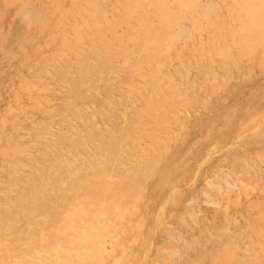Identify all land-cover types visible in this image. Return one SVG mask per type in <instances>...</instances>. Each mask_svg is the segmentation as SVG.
I'll use <instances>...</instances> for the list:
<instances>
[{
  "label": "rangeland",
  "instance_id": "1",
  "mask_svg": "<svg viewBox=\"0 0 264 264\" xmlns=\"http://www.w3.org/2000/svg\"><path fill=\"white\" fill-rule=\"evenodd\" d=\"M61 1H63V2L61 3L60 0H0V37H1L0 38V49H1L0 50L1 51L0 52V113H1L0 114V135H2V136H0V144H1L0 145V164H1L0 175L2 176V177L0 176V214H2V213L3 214L4 213L9 214L13 211L16 203L21 198H23V196L29 191L30 187H32V185H34L35 181L38 179L40 172L43 170L47 159L50 156L57 155L63 146H65L66 148L71 149V150L75 149L74 153L72 150V153L74 155L73 156L71 155L72 157L70 156L71 159L75 162H77L79 160L77 163L82 164L83 166L86 167L87 162L85 161V159L87 157H90V156L92 158L98 159L99 153H100V151H99L100 145L101 144H107L111 147V151L109 152L110 157H108V156L103 157L105 159H104V162L100 164V166H101L102 171L104 170L105 173L110 174L115 179L121 180V182L116 185V188L114 190V195L119 196V195H122L124 193L129 194L130 191L132 190V187L136 186L139 190L138 197H140L142 195L144 198L141 196L140 198L137 197L135 199V201L125 200L124 203L129 206L130 213L127 217L126 216L121 217V221H123V220L124 221H123V223H121V222L120 223H121V225L122 224H124V225L121 226L118 224L117 225L114 224L115 226L112 225L111 228H108V227L106 228V229H110V230L104 231L105 234H107L108 232L113 233V234L108 233V235H107L109 238H108V242L106 243V252H110L107 256H106V253L102 249H100V247L97 246V249L99 248L100 250L103 251L102 252L103 256H101V254H99V253H94V255L87 258V257L83 256V253H82L83 251L81 249L82 247H78V255L82 254L80 256L84 259L83 260V262L85 261L84 264H102V263H104V264H124L125 262H126L125 264H138L139 263L138 259L135 257L140 258L139 259V261L141 262L140 264H154V263L157 264L156 263L157 261L159 262V264L160 263L161 264H173V263L174 264H185V263L186 264H193V263H195V264H228L229 262H230L229 264H232V263L235 264V262H236V264L237 263L238 264H241V263L242 264H258V263L263 264L264 263V256H262V255L264 253H262V252H264V249H263L264 248V239H263L264 238V229H263L264 228V216H263L264 215V207H263L264 206V190L262 188H264V185H262V187H261V183L263 184L264 178H262L261 176L264 177V173H263L264 171H262V169L264 170V164H263L264 163V155H263L264 154V150H263L264 145H262L260 143L264 144V138H263L264 136H262V137L260 136L259 137L260 139H259L257 135H259L260 133H261V135H262V133L264 135V132H260V131H264V59H262L261 57H258L256 55H254V57L252 59L253 54H252V56L244 55V53L242 52V49H239V46H238V42H239L238 40L239 39L236 37L233 38V40L230 39V37L232 36L230 32H227V34H228L227 36L230 40L229 44H231L230 50H225L223 48H222L223 49L222 50V49H220L221 47H219L217 50H215L209 54H207L208 52L207 53H203V52L198 53L201 50V47L198 46L196 48L194 46L196 44L195 39H197V37L199 36L197 34L198 32H196L195 30L193 31L194 34H192V36H191L192 38L190 40H188V38H187L188 34L183 35L180 38V41L181 42L183 41L182 44L185 46L184 49L181 48L183 46L181 44V42L179 44L180 47L178 48L177 45L179 42H177V41L172 42L173 44H170L171 45L170 49H167V46L169 45V43L167 44V46L164 49H163V47L159 48L161 50L162 56L159 53L158 56L156 57L154 64L153 63L150 64V62L147 61L148 59L145 58V54H144V51L142 49H141V51H140V49L135 50V52H137L139 55L140 63L142 65L143 69H147L148 67L153 66V65H158L159 68H161L166 75H170V76L175 77L174 79L176 80L177 85L179 87L182 85L181 89L183 91V94H185L181 100H178V101L172 100L171 102H169L167 104V106L163 107V109L160 111L159 114L151 115L150 117L149 116H143V115H141V109L144 106H146L147 102H146V99L143 98V93H140L137 91L139 88V84H140L142 79H141V77H139L135 74H132L129 70H126L123 72H118V70H117L116 73H113L110 70L111 64L113 66L115 65L117 69L121 68V63L115 62V60H117V59H115V60L113 58L110 59L109 55H108L109 51L114 50L117 44H109V42L112 39V35H110L109 31L107 30V28H109L107 26V24L102 25L104 27V28L102 27V30H103L102 33L104 36L103 40H96L95 38L92 37V30L89 27L92 20L85 17L86 12L89 9L90 10L92 9L91 3H90L91 0L90 1L89 0H83L82 2H81V0H78V1L77 0H66L67 2L65 0H61ZM111 1L112 0H110V2ZM208 1L209 0H205V1L203 0L202 2L204 4V3H213L216 1L219 5L221 4L223 7H225L224 2H221L224 0H221V1L220 0H211L212 2H210V1L208 2ZM65 2H66V4H65ZM62 4H64V6ZM1 7L3 9H1ZM65 7H66V9H64ZM47 8H49V9H47ZM43 9H46V10H43ZM57 10H59V11L57 12ZM29 11H31V12H29ZM48 11H50V13ZM225 11H226V13L228 12L224 8V12ZM56 12L58 14H56ZM71 12H73V13H71ZM81 13H82V15H81ZM20 14H22V17ZM40 14L42 16L46 15V17H43L45 19H43ZM35 15H36V17H35ZM24 16L27 18H25ZM69 16L71 17L70 19L68 18ZM228 16H230V14H227V16L223 15L222 17L227 18ZM16 17H18V19L21 20V23H22V21H24L21 24L24 26L20 27L21 26L19 23L20 20L16 19ZM34 17H35V19H34ZM40 17H41V20H43L42 22H41V20H39ZM37 18H39V19H37ZM15 19L18 22L15 21ZM26 20L27 21L29 20V21L27 22ZM33 20H35V21H33ZM38 21L41 23H39ZM25 22H27V23H25ZM44 22L45 23L47 22V24H45ZM204 22L205 21H202V23L204 25H206ZM43 23L47 27L44 25H41ZM75 23H77V26L73 27V25ZM126 23L124 24L121 22H116L114 27L117 28L118 32H121L122 30L125 31L127 29ZM17 24H18V26H17ZM48 24L52 25V26H49ZM233 24H235V23H233ZM30 25H31V27H30ZM11 27L13 28V30L10 29ZM23 27H24V29H23ZM44 27H46V29ZM76 27H79V29H77V30H79L81 32L82 36H81L79 31H78L79 34L77 36V33H76L77 30L75 29ZM190 27L193 30L191 25H187V28H190ZM43 28H44V31H43ZM49 29H50V32H49ZM18 31H21V32L19 33ZM31 31H33V32H31ZM13 32H14V34H13ZM17 32L19 33V35H16ZM26 32L28 34H30V33L31 34L28 35ZM45 32H48V33L45 34ZM21 33L24 35V37ZM13 35H15V36H13ZM36 35L38 37H35ZM64 35L66 37L65 40L67 41V46L62 47ZM8 36H9V38H8ZM204 36H205V38L208 36L206 31L204 32ZM30 37L32 38V40ZM40 37H41V39H40ZM77 37H79L80 39L78 40ZM107 37H108V39H107ZM5 38H6V40H5ZM12 38H13V41L11 42L12 43L11 44V43H9L10 42L9 40ZM14 38H16L17 40H14ZM185 39L188 40L186 43L184 42V41H186ZM14 41H15V43H14ZM19 41H22V42H20V44H19ZM27 41H29V43ZM189 41H190V43H189ZM7 42L9 44H11V46L7 45L8 44ZM32 42H33L34 46L32 45ZM2 43H4V44H2ZM23 44L26 47L24 48V50H21L22 49L21 47L24 46ZM174 44L175 45L177 44V45L173 49L172 45L175 46ZM28 46H29V48H28ZM125 46L127 48H129L132 45L129 43H126ZM187 46H188V48H187ZM193 47L197 50L193 51L191 49ZM15 48L19 51H17ZM177 49H178V53L175 52ZM180 49L182 50V52ZM162 50H164V51H162ZM22 51H24V53ZM171 51H173V52H171ZM7 52L9 53V56H8ZM179 52H181L182 54ZM190 52L191 53L193 52V53L191 54ZM22 53H23V55L20 56V54H22ZM195 54H196V56L197 55L198 56L196 57ZM234 54H236V55H234ZM14 55H16V56H14ZM35 55H37V56H35ZM173 55H174V57H173ZM184 55H185V57H184ZM186 55H188V56H186ZM190 55H192V56L194 55L195 57H191ZM201 55H203V56L201 57ZM233 56H234V58H233ZM160 57H162L163 59ZM181 58L185 61L186 67H188V65H190L191 63L193 65L196 64L197 66L194 65V67H193V65L191 64L192 66L190 65L191 67L187 68V69H189V71L187 70L186 74H185L184 73L185 67L182 65ZM189 58H191L190 61L188 60ZM204 58H205V63H204ZM211 58H212V60H211ZM229 58H230V60H229ZM25 59L27 61H25ZM175 60H176V64H174ZM201 60L203 63L201 62ZM216 60L217 61L219 60L218 61L219 63L216 62ZM180 61H181V63H180ZM193 61H194V63H193ZM198 61L200 63H198ZM207 61H208V63H207ZM73 62H75V63H73ZM14 63H16L17 65ZM147 63H149V64H147ZM244 63H245V65H244ZM28 64H30V65H28ZM198 64H199V66H198ZM212 64H213V66H212ZM22 65H23V68L25 67L24 68L25 70L22 68ZM180 65L182 66V68ZM230 65H231V68H230ZM179 66H180V68H179ZM202 66H203L204 70L202 69ZM199 67H201V68H199ZM219 67H221V68H219ZM31 68H34V69H31ZM178 69H180V71H183V72H180ZM261 69H263V70H261ZM198 70H199V72H198ZM211 70H213V71H211ZM177 71L179 72V74ZM231 71H232V73H231ZM182 73H183V75H182ZM236 73H238V74H236ZM187 74H189V78H188ZM14 75H15V77H14ZM179 75H180V78H179ZM184 75H186V76H184ZM223 75H225V76H223ZM213 76H214V78H213ZM181 77H183V78H181ZM186 77L188 79H186ZM178 78L180 81L178 80ZM190 78H191V80H190ZM204 79H206V80H204ZM5 81H7V82L5 83ZM11 81H13V82H11ZM138 81H139V83H138ZM198 81H199V84H198ZM180 82H182V84ZM192 82L195 84H192ZM207 82H208V84H206ZM189 83L191 86H188ZM201 83H202V85H200ZM183 84H184V86H183ZM221 87H222V89H221ZM164 88L166 89L167 87H164ZM205 88L207 91H205ZM203 90L206 93H204ZM229 91H230V93H229ZM199 92H201V93H199ZM222 92H224V93H222ZM23 95H25V96H23ZM9 96L12 98H10ZM207 96L208 97L211 96V97L208 98ZM6 97H7V99H6ZM196 97H197V99H196ZM225 97H226L227 101H224V100H226ZM227 97H229V98H227ZM203 98L204 99L206 98V99L203 100ZM215 98H216V100H215ZM189 99H191V102ZM219 99H221L222 102H218V101H220ZM10 100H12L13 102ZM197 100H198V102H197ZM230 101H231V104L229 103ZM193 102H194V104H193ZM38 103H41V104H38ZM189 103H190V105H189ZM202 103H203V105H202ZM206 103H207V105H206ZM19 104H21V105H19ZM221 104L225 105V107L223 105L220 106ZM40 105L41 106L43 105V106L40 107ZM192 105H196V106H192ZM230 105L232 107L235 106V108L228 109L231 107ZM26 107H28V108H26ZM186 107H190V108H186ZM210 107H211V109H210ZM236 107H237V109H236ZM13 108H14V110H12ZM44 108H46V109H44ZM198 108H200V109H198ZM219 109L221 110V114L216 113V111H214V110H217V112H219L220 111ZM226 109L228 110L229 114L231 116H233V118H231V116L227 113ZM26 110H28V111H26ZM186 110L191 111V112H185ZM194 110L197 111L196 112L197 114H195V115H193L195 113ZM210 110H211V112H208ZM224 110H226V111H224ZM229 110H231V111H229ZM232 110H234V111H232ZM237 110H238V112H237ZM225 112H226V114H228L230 121L228 119V116L226 114L224 115ZM230 112L235 113L237 117H235V114L233 115ZM204 113H206V114L208 113L207 115L205 114V116L208 117L210 115L211 118H209V117L205 118L203 116ZM209 113H212V114H209ZM39 115L41 117H39ZM200 115H201V119L203 120L204 123L202 121H200L201 120L199 118ZM220 115H221V117H220ZM141 116H143V117H141ZM193 116L198 118V120L194 119ZM217 116H219V117H217ZM259 116H260V118H259ZM212 117L214 119H212ZM223 117H225V118H223ZM17 118H18V120H17ZM236 118H238V119H236ZM6 119H8V120H6ZM30 119H32V120H30ZM205 119H206V121H208L207 119H211V120L206 122ZM216 119H220V120H216ZM225 119H227V120L225 121ZM195 120L198 122H195ZM252 120H253V122H250ZM210 121L212 122V124H215L216 122L217 123L214 126L211 124ZM214 121H216V122H214ZM224 121L227 123H228V121H229V123L231 122L230 125H232V128L229 125V123L228 124L224 123ZM6 122H7L8 126H5V125H7ZM134 122H136V123L138 122L137 128L134 127V125H133ZM193 122H194V124H193ZM232 122H233V124H232ZM247 122L249 124H246ZM256 123L259 125L256 126L255 125ZM185 124H187V125H185ZM203 124L205 127L203 126ZM252 124H254L256 127ZM260 124H263V125H260ZM183 125H185V126H183ZM201 125H202V127H201ZM248 125H249V127L251 125V127H250L251 129L248 128ZM241 126L243 128H241ZM244 126H246V128L248 130H246V128ZM192 127L194 130H192ZM203 127H204V130L202 129ZM207 127H208V129H207ZM211 127L212 128L214 127V128L212 129ZM217 127L219 129H221V127H222L223 129L221 131H219V129ZM257 127H259V128H257ZM225 128L227 131L225 130ZM10 129H11V131H10ZM197 129L200 132H197L198 131ZM210 129L212 130V134L209 131ZM217 129H218V131H217ZM205 130H206V132H205ZM26 131H27V133H26ZM187 131H190V136H188V138H190V139H187L188 142L187 141L185 142L187 135L189 134V132H187ZM213 131H214V136H213ZM244 131H246V132H244ZM257 132H259V133H257ZM184 133H186L187 135H185ZM200 133H203L205 135V137L203 134L200 135ZM239 133H241V136H239L240 135ZM254 133H255V135L257 133V135H256L257 137L254 135ZM90 134H92V136L89 137V146L86 148L85 146H83L80 143V141L87 139V137ZM208 135H212V136H208ZM222 135H225V136H222ZM127 136H128V138H127ZM65 137H70V138L65 139ZM200 137H202L203 139L205 138L206 140L204 139L205 140L204 141ZM210 137H212L213 139ZM239 137H240V139H239ZM246 137L247 138L249 137V139H247ZM37 138H39V139H37ZM181 138L184 139L185 143L181 142L182 141V140H180ZM194 138H196V139H194ZM197 138L201 139V140H198ZM261 138H263V140ZM59 139H62V140L65 139V141H63V142L61 141L58 144V142H56V141ZM172 139H174V140H172ZM211 139L214 141H211ZM236 139H238V140H236ZM255 139H256V141H258V144L253 143V142H256V141H254ZM28 140L30 141V143ZM208 140L210 143L208 142ZM252 140H253V142H252ZM1 141L3 144L1 143ZM177 141H180V142H177ZM190 141H193V143H192L193 145H191ZM174 142H176V143H174ZM251 142L253 144H251ZM180 143L181 144L183 143V145L181 147H180V145H181ZM196 143H198V144H196ZM211 143L213 144V146L209 145ZM217 143L219 145H217ZM245 143H247V144H245ZM214 144H215L216 148H215ZM139 145H141V148L142 149L144 148V150H142L139 147ZM177 145H179L180 148ZM187 145L190 148H191V146H195V145L196 146L191 148V150H188ZM228 145H229V147L227 148ZM255 145H257L258 147H256ZM20 146H22V147H20ZM239 146L241 147V149ZM26 147H28V148H26ZM173 147H174V149H173ZM17 148H19V149H17ZM185 148H186V151H185ZM195 148L198 150H196ZM255 148H256V150H254ZM260 149L263 152H260L261 151ZM159 150L161 152V155L159 158L156 159V158H154L153 154L155 152L157 153V151H159ZM258 150H259V152L257 154ZM171 151L172 152L175 151V153H172ZM226 151L229 153H227ZM9 152H11V154ZM81 152H82V154H81ZM180 152L181 153L185 152V153H182V154H184V156L183 155L181 156ZM186 152H190V153L187 154ZM193 152H195V153H193ZM249 152L253 157H251ZM167 153H168V155L170 153L173 155L170 154L167 157ZM245 153H247V155H250V156H247ZM6 154H8V155H6ZM174 154H177V156L180 155L181 157H184V158L182 159L181 157H179L181 160L180 161L179 159H177L178 157ZM233 154H237L236 155L237 158H235L236 156H234ZM188 155L191 156L193 159L191 157L189 158ZM229 155H232L234 157L229 156ZM173 156L175 157L176 162L174 161ZM185 156L188 157L189 162L192 160V162H190V164L188 162L187 157H185ZM193 156H196V157L199 156V157L196 159ZM245 156L248 158L246 159ZM255 156H256V158L257 157L258 158L255 159ZM171 157L173 160L171 159ZM240 157L242 158V160H244V162L241 161ZM203 158H205V159L207 158V159L205 160ZM23 159H24V161H23ZM184 159H186L187 162H186V160L183 161ZM194 159H196V160H194ZM234 159L235 160L238 159V160L235 161ZM178 160L181 162V164H180V162H178ZM198 160H200V161H198ZM173 161H174V163H173ZM8 162L10 163V165H8L9 164ZM23 162L26 164L23 165ZM171 162L173 163L172 165L175 164L174 166L178 167L179 169L181 168V170H182V167H184V169L182 171H178L179 169L177 170L176 167H174L172 165L170 166ZM196 162H199V163L197 164ZM241 162H242V165H243V163L245 165L241 166ZM251 162L253 163V165L251 164ZM210 163H212V164H210ZM256 163H257V165H256ZM158 164H160L162 169H160V167H159V169L162 171H160L157 168V166H159ZM176 164H179V165H176ZM182 164L183 165L188 164V166H185V165L182 166ZM195 164H197V165H195ZM8 166H10V167H8ZM211 166H213V168ZM238 166H239V168H238ZM165 167H167V168H165ZM171 167H172V171H170ZM209 167H210V169H209ZM2 168L4 170H2ZM219 168H222V169H219ZM163 169H165V170H163ZM166 169L169 170V173L166 171ZM173 169H175L176 171L175 170L173 171ZM208 169H209V172L211 174L209 173V174H207L208 175L207 176L205 172L206 171L208 172ZM256 170H258V171H256ZM58 171H60V170H58V169L55 170L56 175H57ZM156 172H158V174L160 176ZM163 172H165V174H166L165 177H164ZM170 172L173 173V175L171 176L172 179H170V177H169ZM182 172H183V175H182ZM195 172H196V177L194 178ZM216 172H218V173H216ZM257 172H258V174H257ZM154 173L157 176H159V178L156 175L154 176ZM220 173H222V174L220 175ZM4 174H6V175L8 174V175L6 176ZM213 174H215V178H214ZM252 175H254V176H252ZM216 176H218V177H216ZM226 176H227V179H226ZM257 176L261 179L260 182H259L260 179ZM124 177H130V179L122 180ZM151 177L155 180H152ZM161 177H164V178H161ZM177 177H179V178H177ZM206 177L208 178L209 181L207 180ZM253 177H255L256 179ZM176 178H177V180H175ZM234 178H235V180H234ZM161 179H162V181L163 180L164 181L162 182ZM187 179H188L189 184H186V183H188ZM213 179H214V181H213ZM224 179H226V181ZM237 179L239 182L237 181ZM253 179H255V181H253ZM3 180H5V181H3ZM175 181H176V184H175ZM205 181L208 182V184ZM234 181H236V182H234ZM255 182H257L258 184ZM4 183H5V185H4ZM194 183H195V185H193ZM230 184H232V185H230ZM155 185H156V189H154ZM203 185H204V189L202 190ZM176 186H178L177 188H179V186H181V187L179 189L176 188L177 190L175 191V193H172V195H170L171 192H169V191H171V189L175 188ZM240 186H241V188H239ZM248 186H249V188H248ZM209 187H211V188L213 187L214 189H211ZM244 187L247 189H245ZM256 187H258V188H256ZM62 188H64V187H62ZM219 188L224 190V191L222 190L223 194H221L222 192H220L221 189L216 190ZM187 189H189V190H187ZM206 189L208 191H209V189L212 190V191L210 190V193H209L210 195L208 194L210 196L209 198H211V199L207 198V201H206V197L202 198L203 195H206L208 193V191ZM232 189H234V190H232ZM250 189H252V190H250ZM151 190H152V192H151ZM240 190H244V191L240 192ZM253 190H254V193H253ZM13 191L15 192V194ZM200 191L202 193H206V191H207V193L203 194L201 196L202 193ZM257 191H259V193ZM4 192H7V193H5L6 195L4 194ZM180 192H181V195H178ZM196 192L199 194H196ZM235 192H236V194H235ZM237 192H238V194H237ZM244 192H245V195H244ZM248 192L251 193V196H246V195H249ZM162 193H164V194H162ZM218 193H220V197H219ZM256 193L262 197L255 195ZM212 194L213 195L216 194V195L213 196ZM225 194L228 195L229 198L226 197ZM2 195H5V196H2ZM167 195H169V196H167ZM198 195L201 197H199ZM223 195H225V196H223ZM179 196H181V197H179ZM241 196H243V197H241ZM256 196L259 198H257ZM146 197H147V199H146ZM176 197L180 198V199L178 198L179 202L177 201L178 199H175ZM216 197H217V200H216ZM225 197H226V200L222 199ZM200 198L204 199L207 203L205 204V201L203 200L204 204H202L201 203L202 200ZM231 198H233V199H231ZM236 198L238 201H236ZM9 199H10V201H9ZM164 199H165V202H164ZM192 199L193 200L195 199V200L193 201ZM198 199H200L201 201ZM212 199L214 202H211ZM245 199H246V201H245ZM260 199H262V200H260ZM146 200H147V202H146ZM162 200H163V202H161ZM172 200L176 201V202L174 203V202H172ZM208 200H209V202H208ZM230 200L231 201L234 200L236 202H232V204H231V203H229ZM249 200L253 203H251ZM144 201L146 203H144ZM166 201H168V202H166ZM195 201H200L199 202L200 205H198L197 202H195ZM188 202H190V203H188ZM193 202H195V203L193 204ZM225 202H227V203L225 204ZM247 202H250L251 205L249 203L247 204ZM254 202H255V204H254ZM2 203H4V205ZM164 203H167V204H164ZM209 203H211V204H209ZM214 203L216 204V206ZM218 203H220V204H218ZM222 203H223V205L225 204V206H223ZM241 203H243V204H241ZM256 203H259V204L262 203V204L260 206H258L259 204H256ZM233 204H235V205L233 206ZM236 204H238V205H236ZM159 205H160V207H159ZM181 205H183V206H181ZM218 205H220V206H218ZM131 206H133L134 208ZM169 206H170V208H169ZM195 206H197V207H195ZM241 206H242V208H241ZM136 207H137V209H136ZM212 207H214V208H212ZM235 207H236V209H235ZM252 207H253V209H252L253 212H251V209H250ZM255 207H256V209H255ZM6 208L7 209L10 208V209L6 210ZM189 208L190 209L192 208V210H190ZM220 208H222V210ZM139 209L141 210L140 212H139ZM162 209H164V211ZM167 209H169V210H167ZM183 209H185V210H183ZM188 209L190 210V212L188 211ZM254 209H255V212H254ZM159 210H160V212H159ZM234 210H236V211H234ZM166 211H169V213ZM216 213H218V214H216ZM225 213H227V215ZM228 213H230V214H228ZM242 213H243V215H241ZM152 214H153L154 218L152 217ZM169 214H171V215H169ZM224 214L226 215V217ZM175 215H177L178 218ZM183 215L185 216V219H184ZM250 215L252 216V219H251ZM108 216L112 217L111 214H108ZM201 216H203V217L201 218ZM241 216H242L243 220H244V218L246 219V217H248V218L243 221L241 219ZM156 217H157V220H155ZM160 217H161V219H160ZM162 217H163V219H162ZM182 217H183V219H182ZM193 218H195V219H193ZM259 218H260V220H259ZM145 219H147V220H145ZM164 219H166V220H164ZM191 219H193V221ZM201 219H202V221H201ZM205 219H207V220L205 221ZM125 220H126V222H125ZM231 220H233V221L231 222ZM235 220H236V223H235ZM168 221H170V222L168 223ZM223 221L224 222L227 221L229 225L226 224L227 222L224 223ZM249 221H251V222H249ZM260 221H262V222H260ZM130 222H132L133 224ZM138 222H139V224L140 223L141 224L139 225ZM174 222H175V224H174ZM185 222H186V224H185ZM20 223L24 224V221L21 219ZM153 223H155V224H153ZM179 223H180V225H179ZM199 223L202 225H199ZM205 223H207V224H205ZM242 223L243 224L246 223V224L242 225ZM247 223L249 226L247 225ZM251 223L255 224V226H257V227H255ZM157 225H158V227H157ZM159 225H160V227H159ZM163 225H165V227ZM225 225H228L229 227L227 226L228 228H226ZM231 225H233V226L235 225V226L233 227ZM239 225H241V227ZM135 226H136V228H135ZM173 226H175L176 228ZM191 226H193V227L195 226L196 228L195 227L192 228ZM236 226L238 228L240 227L241 230L240 229L238 230V228ZM242 226H243V228H242ZM123 227H124V229H123ZM217 227H218L219 231L217 230ZM251 227H252V229H251ZM125 228H126V230H125ZM155 228H156V231H155ZM167 228H168V230L170 228H172V229H170L171 232H170V230L168 231ZM220 228L222 229V231ZM225 228L228 231L225 230ZM111 229H114V230L112 231ZM119 229H121L122 232H120L121 230L119 231ZM141 229L143 231H141ZM164 229L167 231H162ZM192 229H193V231H192ZM257 230L258 231L261 230V231L257 232ZM183 231H186V232H183ZM187 231H189V232L187 233ZM197 231H199V232L197 233ZM253 231H255V233L258 234L260 236V238L258 237V235L254 234ZM180 232H183L184 235H182L183 233H180ZM194 232L197 235L194 234ZM215 232H217V233H215ZM244 232L246 233V235ZM4 233H3V230L0 231V239H2L3 241L13 240V242H14V243L6 246L7 250H9V251L16 250V252H19L21 249H23V247H21L19 243H15V240L18 241L20 239L19 241H24V239L27 238L26 233H24V228L22 226H19V230L13 233V235H15V236H13V238L8 237L7 235L4 236ZM11 233H12V231H11ZM138 233H139L140 237H139ZM162 233L164 236L162 235ZM222 233H226V234H222ZM262 233H263V235H262ZM174 234H175L174 237L170 236V235H174ZM206 234H207V236H206ZM220 234H222V235H220ZM228 234H229V236H226ZM157 235L160 237L161 240L159 239V237H157ZM191 235H193V236H191ZM218 235H219V237H218ZM130 236H132V237H130ZM152 236H153V238H152ZM147 237H149V239H147ZM162 237H164V238H162ZM224 237H226V238H224ZM249 237H250V239H248ZM116 238L119 240L116 241L117 240ZM143 238H145V239H143ZM199 238H200V240H199ZM253 238L255 240H253ZM131 239H132V241H131ZM186 239H187V241H186ZM224 239L226 242L224 241ZM138 240H140V241H138ZM149 240H151V241H149ZM153 240H155V241H153ZM184 241H186L187 244ZM193 241H195V242H193ZM203 241L207 245H205L203 243ZM218 241H219V243H217ZM126 242H127V244H126ZM137 242H138V244H137ZM232 242H235V243H232ZM112 243H113V245H112ZM133 243H135V244H133ZM239 243H241V244H239ZM114 244H116V245H114ZM132 244H133V246H132ZM157 244L159 246H157ZM202 244H204L205 246L203 245V247H202ZM219 244H221V245H219ZM233 244H235L236 246H234ZM243 244H247L248 248H247V246L245 247ZM117 245H118V248H117ZM168 245H170V246L168 247ZM215 245H216V247H215ZM111 246H115V248L113 247V249H112ZM122 246L124 248L120 250V247H122ZM156 246H157V248H156ZM181 246H183V247H181ZM131 248L133 251L130 250ZM145 248L147 249L146 251H145ZM150 248L151 249L154 248V249L151 250ZM163 248L166 251L163 250ZM193 248H195V249H193ZM203 248H204V250H203ZM245 248L247 249V252H246ZM257 248H259V250ZM17 249H19V250H17ZM201 249H202V251H201ZM128 250L131 252H129ZM173 250H174V252H173ZM218 250H220V251H218ZM80 251H81V253H80ZM122 251H124V252L122 253ZM149 251L151 253H148ZM153 251L156 253H154ZM177 251L180 252V255ZM112 252H113V255H112ZM135 252H137V253H135ZM159 252H160V254H158ZM202 252L204 255L202 254ZM243 252H244V254H243ZM248 252L251 254H249ZM254 252H255V254H254ZM133 253L136 256H134ZM196 253L198 256H196ZM207 253H209L210 255ZM258 253H259V256L257 255ZM116 254H117V256H116ZM125 254H127V255H125ZM163 254H164V257H166V259L164 257H162ZM168 254H170V255H168ZM199 254H200V257H202L201 259L199 257ZM201 254L203 256H201ZM206 254L209 255V258ZM104 255H105V258H107L106 260H101L103 258H101V259L98 258V257H104ZM142 255L144 257H142ZM155 255L156 256L160 255L161 259L159 258V256H157V259L159 258L157 260ZM165 255H167V256H165ZM172 255H174L175 258H174V256L172 257ZM148 256L151 257L152 261H150V258ZM152 256L155 258H153ZM184 256H187V258ZM92 257H94V258L92 259ZM146 257H148V258H146ZM238 257H239V261H238ZM171 258L174 260L172 261ZM189 258H191V259H189ZM192 258L194 259V261L192 260ZM245 258H246V260H245ZM251 258H252V260H250ZM111 259L113 261H115L116 263L111 262ZM116 259H118V261ZM162 259H163V261H161ZM186 259H188V260H186ZM224 259L226 262L228 261V263H226L224 261ZM233 261H235V262H233ZM243 261L246 263H244Z\"/></svg>",
  "mask_w": 264,
  "mask_h": 264
},
{
  "label": "bare ground",
  "instance_id": "2",
  "mask_svg": "<svg viewBox=\"0 0 264 264\" xmlns=\"http://www.w3.org/2000/svg\"><path fill=\"white\" fill-rule=\"evenodd\" d=\"M66 1V0H65ZM78 1V0H77ZM83 0H81V2H82ZM90 1V0H89ZM203 0H112L111 2H110V0H91V6H92V9L90 10H88L87 12H86V16L85 17H87L88 19H91L92 20V22L90 23V25H89V27H90V29L92 30V37L93 38H95L96 40H103V38H104V36H103V30H102V25L103 24H107V26L109 27V28H107V30L109 31V33H110V35H112V39H111V41L109 42V44H117L116 45V47H115V49L114 50H110L109 51V53H108V55H109V58L110 59H117V60H115V62H120L121 63V68H116V66L114 65H110V70L113 72V73H116L117 72V70H118V72H123V71H126V70H129L132 74H135V75H137V76H139V77H141V82H140V84H139V88H138V92H140V93H143V98H145L146 99V106H144L142 109H141V115H143V116H151V115H157V114H159L160 113V111L163 109V107H165V106H167V104L169 103V102H171L172 100H181L183 97H184V95L185 94H183V91H182V89H181V86L179 87L178 85H177V83H176V80L174 79L175 77L174 76H170V75H166L164 72H163V70L161 69V68H159V66L158 65H153V66H150V67H148L147 69H143L142 68V65H141V63H140V58H139V55H138V53L137 52H135V50H139L140 49V51H141V49L144 51V54H145V58H147L148 60L147 61H149L150 62V64L151 63H155V60H156V57L158 56V54L160 53V55H161V50L159 49V48H161V47H163V49L167 46V44L169 43V45L167 46V49H170V44H173L172 42H179L178 43V48L180 47L179 46V44H180V38L183 36V35H187L188 34V40H190L192 37V34H194L193 33V31L195 30L196 32H198L197 34L199 35L198 37H197V39H195V47L197 48L198 46H200L201 47V50L198 52V53H207V54H209V53H211V52H213V51H215V50H217L219 47H221L220 49H225V50H230V48H231V44H229L230 43V40H229V38H228V34H227V32H230L231 33V37H230V39H232L233 40V38H238L239 40V42H238V46H239V49H242V52L244 53V55H246V56H252V54H253V56H252V59H253V57H254V55H256V56H258V57H261L262 59H264V0H224V1H221V2H224V6L225 7H223L221 4L219 5L216 1V3L215 2H213V3H204L203 4V2H202ZM205 1V0H204ZM210 2H212L211 0H209ZM208 1V2H209ZM58 2V1H57ZM60 2L62 3L63 1H61L60 0ZM59 2V3H60ZM67 2V1H66ZM66 2H65V4H66ZM25 3V2H24ZM53 3V2H52ZM51 4V3H50ZM49 4V5H50ZM56 4V3H55ZM54 5V4H53ZM63 6H64V4H62ZM25 6V5H24ZM55 6V5H54ZM61 6V5H60ZM50 7V6H49ZM62 7V6H61ZM23 8V7H22ZM46 8V7H45ZM53 8V7H52ZM84 8V7H83ZM224 8L228 11L227 13H226V11L224 12ZM1 9H3L2 7H1ZM20 9V8H19ZM29 9V8H28ZM27 9V10H28ZM47 9H49V8H47ZM64 9H66V7L64 8ZM86 9V8H85ZM88 9V8H87ZM22 10V9H21ZM43 10H46V9H43ZM82 10V9H81ZM4 11V10H3ZM36 11V10H35ZM52 11V10H51ZM59 10H57V12H58ZM62 11V10H61ZM70 11V10H69ZM72 11V10H71ZM79 11V10H78ZM24 12V11H23ZM22 12V13H23ZM27 12V11H26ZM29 12H31V11H29ZM49 13H50V11H48ZM56 12V14H58ZM224 12V13H223ZM4 13V12H3ZM40 13V12H39ZM61 13V12H60ZM71 13H73V12H71ZM226 13V14H225ZM31 14V13H30ZM43 14V13H42ZM45 14V13H44ZM47 14V13H46ZM227 14H230V16H228L227 18L226 17H222L223 15L224 16H227ZM18 15V14H17ZM16 15V16H17ZM21 15V17H22V14H20ZM27 15V14H26ZM34 15V14H33ZM32 15V16H33ZM41 15V14H40ZM39 15V16H40ZM61 15V14H60ZM81 15H82V13H81ZM42 16V15H41ZM57 16V15H56ZM55 16V17H56ZM25 17V16H24ZM29 17V16H28ZM31 17V16H30ZM35 17H36V15H35ZM35 17H34V19H35ZM43 17H46V15L45 16H42V18ZM54 17V16H53ZM25 18H27V17H25ZM69 19L71 18L70 16L68 17ZM16 19H18V17H16ZM15 19V21H17ZM29 19V18H28ZM31 19V18H30ZM37 19H39V18H37ZM43 19H45V18H43ZM73 19V18H72ZM80 19V18H79ZM85 19V18H84ZM18 20H20V19H18ZM39 20H41V17H40V19ZM60 20V19H59ZM27 21V20H26ZM29 21V20H28ZM27 21V22H28ZM33 21H35V20H33ZM43 20H41V22H42ZM53 21V20H52ZM202 21H205L204 23L206 24V25H204L203 23H202ZM18 22V21H17ZM24 21H22V23H23ZM27 22H25V23H27ZM39 22V21H38ZM37 22V23H38ZM41 22H39V23H41ZM116 22H121V23H126V26H127V29L125 30V31H121V32H118L117 31V28L116 27H114V25H115V23ZM16 23V22H15ZM19 23H20V25L22 24L21 23V20L19 21ZM34 23V22H33ZM32 23V24H33ZM38 23V24H39ZM45 23V22H44ZM44 23L43 24H41V25H44ZM51 23V22H50ZM81 23V22H80ZM233 23H235V24H233ZM35 24V23H34ZM45 24H47V22L45 23ZM49 25V24H48ZM88 25V24H87ZM187 25H191L192 26V28H193V30L191 29V27L190 28H187ZM204 25V26H203ZM17 26H18V24H17ZM22 26H24V25H21L20 27H22ZM44 26H46V25H44ZM49 26H52V25H49ZM75 26H77V23H75L74 25H73V27H75ZM19 27V28H20ZM30 27H31V25H30ZM36 27V26H35ZM47 27V26H46ZM46 27H44L45 29H46ZM61 27V26H60ZM38 28V27H37ZM44 28H43V31H44ZM62 28V27H61ZM104 28V27H103ZM10 29H12L13 30V28L11 27ZM18 29V28H17ZM22 29V28H21ZM23 29H24V27H23ZM33 29V28H32ZM76 30L77 29H79V27H76L75 28ZM191 29V30H190ZM4 30V29H3ZM15 30V29H14ZM40 30V29H39ZM82 30V29H81ZM22 31V30H21ZM21 31H18L19 33L21 32ZM25 31V30H24ZM48 31V30H47ZM79 30H77L76 31V33H77V36H78V34H79V32H78ZM207 32V39L205 38V36H204V32ZM5 32V31H4ZM17 32V34L16 35H19V33ZM31 32H33V31H31ZM49 32H50V29H49ZM27 33V32H26ZM39 33V32H38ZM37 33V34H38ZM46 33H48V32H45V34ZM233 33V34H232ZM2 34V33H1ZM12 34V33H11ZM13 34H14V32H13ZM22 34V33H21ZM28 34V33H27ZM31 34V33H30ZM30 34H28V35H30ZM40 34V33H39ZM80 34H81V32H80ZM206 34V33H205ZM23 35V34H22ZM35 35V34H34ZM11 36V35H10ZM13 36H15V35H13ZM40 36V35H39ZM49 36V35H48ZM81 36H82V34H81ZM90 36V35H89ZM197 36V35H196ZM6 37V36H5ZM23 37H24V35H23ZM35 37H38L37 35L35 36ZM34 37V38H35ZM1 38V37H0ZM7 38V37H6ZM6 38H5V40H6ZM8 38H9V36H8ZM19 38V37H18ZM22 38V37H21ZM31 38V37H30ZM44 38V37H43ZM64 40H63V42H62V47H65V46H67V41L65 40V35H64ZM78 38V40L80 39L79 37H77ZM86 38V37H85ZM194 38V37H193ZM4 39V38H3ZM40 39H41V37H40ZM107 39H108V37H107ZM8 40V39H7ZM14 40H17L16 38H14ZM31 40H32V38H31ZM58 40V39H57ZM110 40V39H109ZM186 40V39H185ZM188 40H186V41H184L185 43L188 41ZM207 40V41H206ZM209 40V41H208ZM236 40V39H235ZM10 42L9 43H11L12 41H13V38L12 39H10L9 40ZM38 41V40H37ZM44 41V40H43ZM18 42V41H17ZM20 42H22V41H19V44H20ZM28 43H29V41H27ZM8 43V42H7ZM7 44V45H9V46H11V44ZM14 43H15V41H14ZM24 43V42H23ZM27 43V44H28ZM96 43V42H95ZM126 43H129V44H131L132 46L131 47H129V48H127L126 46H125V44ZM183 43V41L181 42V44ZM189 43H190V41H189ZM2 44H4V43H2ZM22 44V43H21ZM24 45V44H23ZM32 45H33V42H32ZM175 45V44H174ZM176 45L175 46H173L172 45V47H173V49H174V47H176ZM183 45V44H182ZM190 45V44H189ZM2 46V45H1ZM4 46V45H3ZM8 46V47H9ZM20 46V45H19ZM34 46V45H33ZM36 46V45H35ZM192 46V45H191ZM190 46V47H191ZM26 46L24 45V46H22L20 49L21 50H24V48H25ZM171 47V48H172ZM184 45L181 47V48H183L184 49ZM28 48H29V46H28ZM34 48V47H33ZM187 48H188V46H187ZM7 49V48H6ZM16 49V48H15ZM14 49V50H15ZM31 49V48H30ZM52 49V48H51ZM101 49V48H100ZM193 51H195V50H197V49H195L194 47L193 48H191ZM222 49V50H223ZM1 50V49H0ZM8 50V49H7ZM13 50V51H14ZM17 50V49H16ZM29 50V49H28ZM181 50V49H180ZM179 50V51H180ZM262 50V51H261ZM11 51V50H10ZM17 51H19V50H17ZM162 51H164V50H162ZM189 51V50H188ZM1 52V51H0ZM4 52V51H3ZM23 53H24V51H22ZM28 52V51H27ZM171 52H173V51H171ZM170 52V53H171ZM175 52H177L178 53V49L175 51ZM181 52H182V50H181ZM181 52H179V53H181ZM225 52V51H224ZM230 52V51H229ZM8 53V52H7ZM23 53L22 54H20V56H22L23 55ZM31 53V52H30ZM189 53V52H188ZM187 53V54H188ZM191 53V52H190ZM193 53V52H192ZM191 53V54H192ZM231 53V52H230ZM6 54V53H5ZM16 54V53H15ZM169 54V53H168ZM172 54V53H171ZM182 54V53H181ZM184 54V53H183ZM197 54V53H196ZM196 54H195V56H196ZM228 54V53H227ZM4 55V54H3ZM28 55V54H27ZM31 55V54H30ZM205 55V54H204ZM222 55V54H221ZM233 55V54H232ZM234 55H236V54H234ZM7 56V55H6ZM8 56H9V53H8ZM14 56H16V55H14ZM35 56H37V55H35ZM39 56V55H38ZM114 56V57H113ZM162 56V55H161ZM165 56V55H164ZM163 56V57H164ZM172 56V55H171ZM186 56H188V55H186ZM191 57H195L194 55L192 56V55H190ZM189 56V57H190ZM198 56V55H197ZM196 56V57H197ZM203 55H201V57H202ZM206 56V55H205ZM219 56V55H218ZM34 57V56H33ZM168 57V56H167ZM173 57H174V55H173ZM172 57V58H173ZM184 57H185V55H184ZM200 57V56H199ZM198 57V58H199ZM213 57V56H212ZM220 57V56H219ZM257 57V58H258ZM15 58V57H14ZM26 58V57H25ZM36 58V57H35ZM160 58H162V57H160ZM169 58V57H168ZM208 58V57H207ZM233 58H234V56H233ZM8 59V58H7ZM24 59V58H23ZM28 59V58H27ZM30 59V58H29ZM163 59V58H162ZM161 59V60H162ZM190 59L191 58H189L188 60L190 61ZM194 59V58H193ZM220 59V58H219ZM248 59V58H247ZM251 59V60H252ZM6 60V59H5ZM13 60V59H12ZM160 60V61H161ZM171 60V59H170ZM178 60V59H177ZM203 60V59H202ZM202 60H201V62H202ZM211 60H212V58H211ZM214 60V59H213ZM221 60V59H220ZM229 60H230V58H229ZM14 61V60H13ZM16 61V60H15ZM25 61H27L26 59H25ZM35 61V60H34ZM146 61V60H145ZM159 61V60H158ZM181 61H182V65L185 67V74H186V71L188 70L189 71V69H187L188 67L190 68L191 66L190 65H188V67H186L185 66V61L181 58ZM181 61H180V63H181ZM197 61V60H196ZM219 61V60H218ZM217 60H216V62H218ZM4 62V61H3ZM162 62V61H161ZM221 62V61H220ZM236 62V61H235ZM17 63V62H16ZM16 63H14V64H16ZM32 63V62H31ZM73 63H75V62H73ZM190 63V62H189ZM193 63H194V61H193ZM198 63H200L199 61H198ZM203 63V62H202ZM204 63H205V58H204ZM207 63H208V61H207ZM206 63V64H207ZM215 63V62H214ZM219 63V62H218ZM241 63V62H240ZM246 63V62H245ZM245 63H244V65H245ZM258 63V62H257ZM12 64V63H11ZM13 64V65H14ZM147 64H149V63H147ZM168 64V63H167ZM174 64H176V60H175V63ZM229 64V63H228ZM238 64V63H237ZM10 65V64H9ZM17 65V64H16ZM28 65H30V64H28ZM194 65H196V64H194ZM194 65H193V67H194ZM211 65V64H210ZM216 65V64H215ZM239 65V64H238ZM248 65V64H247ZM251 65V64H250ZM181 66V65H180ZM180 66H179V68H180ZM197 66V65H196ZM198 66H199V64H198ZM212 66H213V64H212ZM4 67V66H3ZM6 67V66H5ZM172 67V66H171ZM177 67V66H176ZM238 67V66H237ZM250 67V66H249ZM22 68H23V65H22ZM25 68V67H24ZM23 68V69H24ZM27 68V67H26ZM178 68V67H177ZM181 68H182V66H181ZM198 68V67H197ZM199 68H201V67H199ZM207 68V67H206ZM219 68H221V67H219ZM230 68H231V65H230ZM247 68V67H246ZM2 69V68H1ZM16 69V68H15ZM31 69H34V68H31ZM202 69H203V66H202ZM259 69V68H258ZM25 70V69H24ZM27 70V69H26ZM179 71H180V69H178ZM182 70V69H181ZM192 70V69H191ZM197 70V69H196ZM195 70V71H196ZM201 70V69H200ZM204 70V69H203ZM206 70V69H205ZM210 70V69H209ZM228 70V69H227ZM231 70V69H230ZM245 70V69H244ZM261 70H263V69H261ZM202 71V70H201ZM211 71H213V70H211ZM218 71V70H217ZM240 71V70H239ZM247 71V70H246ZM255 71V70H254ZM27 72V71H26ZM170 72V71H169ZM178 72V71H177ZM180 72H183V71H180ZM198 72H199V70H198ZM220 72V71H219ZM230 72V71H229ZM228 72V73H229ZM19 73V72H18ZM21 73V72H20ZM25 73V72H24ZM112 73V74H113ZM172 73V72H171ZM189 73V72H188ZM196 73V72H195ZM209 73V72H208ZM231 73H232V71H231ZM110 74V73H109ZM178 74H179V72H178ZM190 74V73H189ZM189 74H187L188 75V78H189ZM197 74V73H196ZM200 74V73H199ZM207 74V73H206ZM236 74H238V73H236ZM174 75V74H173ZM182 75H183V73H182ZM181 75V76H182ZM205 75V74H204ZM203 75V76H204ZM210 75V74H209ZM184 76H186V75H184ZM196 76V75H195ZM198 76V75H197ZM223 76H225V75H223ZM14 77H15V75H14ZM22 77V76H21ZM179 78H180V75H179ZM179 78H178V80H179ZM181 78H183V77H181ZM187 77H186V79H188ZM209 78V77H208ZM213 78H214V76H213ZM216 78V77H215ZM218 78V77H217ZM238 78V77H237ZM248 78V77H247ZM177 79V78H176ZM136 80V79H135ZM177 80V81H178ZM182 80V79H181ZM190 80H191V78H190ZM204 80H206V79H204ZM208 80V79H207ZM240 80V79H239ZM16 81V80H15ZM14 81V82H15ZM180 81V80H179ZM197 81V80H196ZM203 81V80H202ZM213 81V80H212ZM211 81V82H212ZM225 81V80H224ZM7 81H5V83H6ZM11 82H13V81H11ZM17 82V81H16ZM108 82V81H107ZM231 82V81H230ZM134 83V82H133ZM138 83H139V81H138ZM181 84H182V82H180ZM191 83V82H190ZM190 83H189V85L188 86H191L190 85ZM224 83V82H223ZM15 84V83H14ZM186 84V83H185ZM192 84H195V83H193L192 82ZM198 84H199V81H198ZM206 84H208V82L206 83ZM200 85H202V83L200 84ZM204 85V84H203ZM229 85V84H228ZM131 86V85H130ZM183 86H184V84H183ZM36 87V86H35ZM164 87H167L166 89L164 88ZM195 87V86H194ZM202 87V86H201ZM207 87V86H206ZM209 87V86H208ZM234 87V86H233ZM37 88V87H36ZM35 88V89H36ZM133 88V87H132ZM199 88V87H198ZM202 89V88H201ZM221 89H222V87H221ZM189 90V89H188ZM187 90V91H188ZM211 90V89H210ZM204 91V90H203ZM205 91H207L206 90V88H205ZM204 91V93H206ZM216 91V90H215ZM228 92V91H227ZM199 93H201V92H199ZM203 93V94H204ZM216 93V92H215ZM222 93H224V92H222ZM229 93H230V91H229ZM233 93V92H232ZM5 94V93H4ZM194 94V93H193ZM8 95V94H7ZM23 96H25V95H23ZM45 96V95H44ZM49 96V95H48ZM195 96V95H194ZM255 96V95H254ZM10 97V96H9ZM39 97V96H38ZM117 97V96H116ZM190 97V96H189ZM208 97V96H207ZM211 96H209L208 98H210ZM257 97V96H256ZM10 98H12V97H10ZM199 98V97H198ZM227 98H229V97H227ZM6 99H7V97H6ZM39 99V98H38ZM46 99V98H45ZM196 99H197V97H196ZM206 99V98H205ZM204 98H203V100H205ZM223 99V98H222ZM225 99H226V97H225ZM44 100V99H43ZM42 100V101H43ZM190 100V102H191V99H189ZM202 100V99H201ZM215 100H216V98H215ZM220 101H218V102H222L221 101V99H219ZM10 101H12V100H10ZM23 101V100H22ZM26 101V100H25ZM41 101V100H40ZM47 101V100H46ZM224 101H227V99L226 100H224ZM13 102V101H12ZM24 102V101H23ZM197 102H198V100H197ZM202 102V101H201ZM200 102V103H201ZM35 103V102H34ZM224 103V102H223ZM230 104H231V101L229 102ZM263 103V102H262ZM24 104V103H23ZM38 104H41V103H38ZM37 104V105H38ZM193 104H194V102H193ZM218 104V103H217ZM237 104V103H236ZM5 105V104H4ZM8 105V104H7ZM19 105H21V104H19ZM30 105V104H29ZM161 105V106H160ZM189 105H190V103H189ZM202 105H203V103H202ZM201 105V106H202ZM206 105H207V103H206ZM211 105V104H210ZM219 105V104H218ZM223 104H221L220 106H222ZM234 105V104H233ZM2 106V105H1ZM6 106V105H5ZM14 106V105H13ZM16 106V105H15ZM28 106V105H27ZM43 106V105H42ZM41 105H40V107H42ZM192 106H196V105H192ZM209 106V105H208ZM207 106V107H208ZM224 107H225V105H223ZM231 106V105H230ZM238 106V105H237ZM3 107V106H2ZM191 107V106H190ZM190 107H186V108H190ZM257 107V106H256ZM25 108V107H24ZM26 108H28V107H26ZM185 108V109H186ZM231 108H235V106H231L230 108H228V109H231ZM22 109V108H21ZM40 109V108H39ZM44 109H46V108H44ZM52 109V108H51ZM194 109V108H193ZM198 109H200V108H198ZM204 109V108H203ZM207 109V108H206ZM210 109H211V107H210ZM218 109V108H217ZM236 109H237V107H236ZM235 109V110H236ZM12 110H14V108L12 109ZM16 110V109H15ZM23 110V109H22ZM48 110V109H47ZM50 110V109H49ZM180 110V109H179ZM220 110V109H219ZM227 110V109H226ZM226 110H224V111H226ZM254 110V109H253ZM11 111V110H10ZM24 111V110H23ZM26 111H28V110H26ZM214 111H216V113H220L221 114V110L219 111V112H217V110H214ZM229 111H231V110H229ZM232 111H234V110H232ZM263 111V110H262ZM185 112H191V111H185ZM194 114L193 115H195V114H197L196 112L197 111H195L194 110ZM208 112H211V110L210 111H208ZM237 112H238V110H237ZM246 112V111H245ZM21 113V112H20ZM31 113V112H30ZM203 113V112H202ZM201 113V114H202ZM227 113L229 114V112H228V110H227ZM230 113H232V112H230ZM1 114V113H0ZM22 114V113H21ZM25 114V113H24ZM41 114V113H40ZM140 114V113H139ZM199 114V113H198ZM205 114L206 113H204L203 114V116L206 118L207 116H205ZM208 114V113H207ZM206 114V115H207ZM209 114H212V113H209ZM214 114V113H213ZM223 114V113H222ZM226 114V112L224 113V115ZM228 114H226L227 116H228ZM233 115L235 114V113H232ZM189 115V114H188ZM215 115V114H214ZM230 115V114H229ZM251 115V114H250ZM143 116H141V117H143ZM212 116V115H211ZM231 116V115H230ZM2 117V116H1ZM20 117V116H19ZM37 117V116H36ZM39 117H41L40 115H39ZM192 117V116H191ZM209 118H211L210 117V115L208 116ZM207 117V118H208ZM215 117V116H214ZM217 117H219V116H217ZM220 117H221V115H220ZM235 117H237L236 116V114H235ZM9 118V117H8ZM193 118L194 119H197L198 120V118H196L195 116H193ZM200 119H201V115H200V117H199ZM223 118H225V117H223ZM231 118H233V116H231ZM259 118H260V116H259ZM5 119V118H4ZM36 119V118H35ZM190 119V118H189ZM199 119V120H200ZM212 119H214L213 117H212ZM228 119H229V116H228ZM236 119H238V118H236ZM254 119V118H253ZM6 120H8V119H6ZM17 120H18V118H17ZM21 120V119H20ZM30 120H32V119H30ZM99 120V119H98ZM106 120V119H105ZM208 121L209 120H211V119H207ZM216 120H220V119H216ZM222 120V119H221ZM227 119H225V121H226ZM263 120V119H262ZM3 121V120H2ZM35 121V120H34ZM194 121V120H193ZM200 121H202L203 122V120L201 119ZM199 121V122H200ZM205 121H206V119H205ZM208 121H206V122H208ZM224 121V123H227V122H225ZM229 121H230V119H229ZM229 121H228V123H229ZM235 121V120H234ZM261 121V120H260ZM18 122V121H17ZM195 122H198V121H196L195 120ZM211 122V121H210ZM209 122V123H210ZM214 122H216V121H214ZM223 122V121H222ZM250 122H253V120L252 121H250ZM256 122V121H255ZM56 123V122H55ZM204 123V122H203ZM217 123V122H216ZM216 123L215 124H212V122H211V124L212 125H216ZM227 123V124H228ZM237 123V122H236ZM263 123V122H262ZM6 124H7V122H6ZM44 124V123H43ZM183 124V123H182ZM193 124H194V122H193ZM192 124V125H193ZM201 124V123H200ZM199 124V125H200ZM208 124V123H207ZM226 124V125H227ZM231 124V122L229 123V125ZM232 124H233V122H232ZM246 124H249L248 122L246 123ZM20 125V124H19ZM72 125V124H71ZM134 127L135 128H137L138 127V122L136 123V122H134ZM185 125H187V124H185ZM185 125H183V126H185ZM191 125V126H192ZM196 125V124H195ZM210 125V124H209ZM223 125V124H222ZM225 125V126H226ZM252 125H254V124H252ZM256 126H258L259 124H255ZM254 125V126H255ZM260 125H263V124H260ZM5 126H8V124L7 125H5ZM50 126V125H49ZM203 126H204V124H203ZM207 126V125H206ZM211 126V125H210ZM231 126V128H232V125H230ZM239 126V125H238ZM247 126V125H246ZM246 126H244L245 128H246ZM255 126V127H256ZM195 127V126H194ZM198 127V126H197ZM196 127V128H197ZM201 127H202V125H201ZM205 127V126H204ZM204 127L202 128L203 130H204ZM223 127V126H222ZM221 127V129H219L218 127V129H219V131H221L223 128ZM250 127H251V125H250ZM249 127V125H248V128H250ZM183 128V127H182ZM212 128V127H211ZM214 128V127H213ZM212 128V129H213ZM216 128V127H215ZM241 128H243L242 126H241ZM257 128H259V127H257ZM9 129V128H8ZM200 129V128H199ZM207 129H208V127H207ZM218 129H217V131H218ZM228 129V128H227ZM251 129V128H250ZM55 130V129H54ZM180 130V129H179ZM189 130V129H188ZM192 130H194L193 129V127H192ZM198 130V129H197ZM225 130H226V128H225ZM245 130V129H244ZM246 130H248L247 128H246ZM10 131H11V129H10ZM29 131V130H28ZM185 131V130H184ZM210 132H211V134H212V130L210 129L209 130ZM227 131V130H226ZM225 131V132H226ZM240 131V130H239ZM24 132V131H23ZM47 132V131H46ZM158 132V131H157ZM187 132H189V134L187 135L186 133H184L185 135H187V138H186V140H185V142L187 141V139H190V138H188V136H190V131H187ZM197 132H200L199 130L197 131ZM205 132H206V130H205ZM204 132V133H205ZM244 132H246V131H244ZM250 132V131H249ZM260 132H264V131H260ZM26 133H27V131H26ZM55 133V132H54ZM257 133H259V132H257ZM257 133H256V135H257ZM46 134V133H45ZM171 134V133H170ZM201 134H203V133H200V135ZM210 134V133H209ZM240 134V135H239ZM238 135L239 136H241V133H239ZM244 134V133H243ZM176 135V134H175ZM174 135V136H175ZM184 135V136H185ZM194 135V134H193ZM192 135V136H193ZM197 135V134H196ZM195 135V136H196ZM204 135V134H203ZM226 135V134H225ZM225 135H222V136H225ZM252 135V134H251ZM254 135H255V133H254ZM255 135V136H256ZM0 136H2V135H0ZM92 136V134H90L88 137H87V139H85V140H82V141H80V143L83 145V146H85L86 148L89 146V137H91ZM172 136V135H171ZM181 136V135H180ZM208 136H212V135H208ZM213 136H214V131H213ZM253 136V135H252ZM258 136V138L261 136H264L263 135V133H262V135H261V133L259 134V135H257ZM256 136V137H257ZM173 137V136H172ZM198 137V136H197ZM204 137H205V135H204ZM251 137V136H250ZM255 137V138H256ZM66 138H70V137H65V139ZM127 138H128V136H127ZM185 138V137H184ZM199 138V137H198ZM197 138V139H198ZM202 140H204L202 137H200ZM210 138H212V137H210ZM209 138V139H210ZM238 138V137H237ZM244 138V137H243ZM247 138V137H246ZM245 138V139H246ZM264 138V137H263ZM263 138H261L262 140H263ZM14 139V138H13ZM18 139V138H17ZM37 139H39V138H37ZM65 139L64 140H62V139H59V140H57L56 142H58V144L62 141H65ZM194 139H196V138H194ZM201 139H198V140H201ZM213 139V138H212ZM211 139V141H214V140H212ZM233 139V138H232ZM239 139H240V137H239ZM247 139H249V137L247 138ZM257 139V138H256ZM256 139L254 140V141H256ZM260 139V138H259ZM5 140V139H4ZM172 140H174V139H172ZM180 140H182L181 142H184V139H180ZM206 140V139H205ZM204 140V141H205ZM229 140V139H228ZM236 140H238V139H236ZM29 141V140H28ZM33 141V140H32ZM194 141V140H193ZM193 141H190L191 142V145H193L192 143H193ZM235 141V140H234ZM4 142V141H3ZM20 142V141H19ZM177 142H180V141H177ZM184 142V143H185ZM188 142V141H187ZM208 142H209V140H208ZM221 142V141H220ZM252 142H253V140H252ZM251 142V144H253V143H255V144H258V141H256V142H253L252 143ZM260 142V141H259ZM1 143H2V141H1ZM14 143V142H13ZM29 143H30V141H29ZM148 143V142H147ZM174 143H176V142H174ZM200 143V142H199ZM207 143V142H206ZM210 143V142H209ZM3 144V143H2ZM65 144V143H64ZM142 144V143H141ZM146 144V143H145ZM167 144V143H166ZM181 144V143H180ZM196 144H198V143H196ZM245 144H247V143H245ZM244 144V145H245ZM249 144V143H248ZM260 144H262V145H264L263 143H260ZM1 145V144H0ZM183 145V143L180 145V147ZM204 145V144H203ZM202 145V146H203ZM209 145H211V146H213V144L211 143V144H209ZM217 145H219L218 143H217ZM261 145V146H262ZM178 147H179V145H177ZM196 146V145H195ZM195 146H191V148H193V147H195ZM201 146V147H202ZM208 146V145H207ZM214 146H215V144H214ZM235 146V145H234ZM256 147H258L257 145H255ZM2 147V146H1ZM20 147H22V146H20ZM118 147V146H117ZM139 147L141 148V145H139ZM147 147V146H146ZM160 147V146H159ZM179 147V148H180ZM187 147H188V145H187ZM186 147V148H187ZM200 147V148H201ZM229 147V145L227 146V148ZM236 147V146H235ZM240 147V146H239ZM8 148V147H7ZM11 148V147H10ZM26 148H28V147H26ZM177 148V147H176ZM186 148H185V151H186ZM191 148L190 147H188V150H191ZM207 148V147H206ZM215 148H216V146H215ZM221 148V147H220ZM232 148V147H231ZM243 148V147H242ZM254 148V147H253ZM12 149V148H11ZM14 149V148H13ZM17 149H19V148H17ZM142 149V148H141ZM146 149V148H145ZM148 149V148H147ZM173 149H174V147H173ZM196 149V148H195ZM194 149V150H195ZM212 149V148H211ZM223 149V148H222ZM240 149H241V147H240ZM249 149V148H248ZM7 150V149H6ZM34 150V149H33ZM73 150V153H74V151H75V149H72ZM72 150L71 149H68V148H66L65 146H63L61 149H60V151L58 152V154L57 155H54V156H50L48 159H47V161H46V163H45V166H44V168H43V170L40 172V175H39V177H38V179L35 181V183H34V185H32V187H30V189H29V191L23 196V198H21L17 203H16V205H15V207H14V209H13V211L11 212V213H9V214H7V213H2V214H0V231H2L3 230V233H4V236L5 235H7L8 237H12L13 238V236H15V235H13V233L14 232H16V231H18L19 230V226H22L23 228H24V233H26V239H24V241H17V240H15V243H19L20 244V246L21 247H23V249H21L19 252H16V250H13V251H9V250H7L6 249V246L7 245H10V244H12V243H14L13 242V240H8V241H3L2 239H0V264H84V262H83V258L80 256V255H82V254H79L78 255V247H82L81 249H82V253H83V256H85V257H87V258H89V257H91L92 255H94V253H99V254H101V256H103V251L106 253V256L110 253V252H106V243L108 242V233H112V232H108L107 234H105L104 233V231H108V230H110V229H106L107 227L108 228H111V226L112 225H121V223H123V221H121V217L122 216H128L129 215V213H130V208H129V206L128 205H126L125 203H124V201L125 200H130V201H135V199L138 197V195H139V190H138V188L136 187V186H133L132 187V190L130 191V193L129 194H127V193H124V194H122V195H119V196H115L114 195V190H115V188H116V185L117 184H119L120 182H121V180L120 179H115L113 176H111L110 174H108V173H105V171L103 170L102 171V169H101V166H100V164L101 163H103L104 162V159L105 158H103V157H106V156H108V157H110V151H111V147L109 146V145H107V144H101L100 145V147H99V151H100V153H99V158L98 159H95V158H92L91 156L90 157H87L86 159H85V161L87 162V164H86V167L85 166H83L82 164H79V163H77V162H75V161H73L72 159H71V157L74 155L73 153H72ZM142 150H144V148L142 149ZM176 150V149H175ZM178 150V149H177ZM187 150V151H188ZM196 150H198V149H196ZM235 150V149H234ZM233 150V151H234ZM237 150V149H236ZM243 150V149H242ZM254 150H256V148L254 149ZM261 150V149H260ZM264 150V149H263ZM8 151V150H7ZM13 151V150H12ZM202 151V150H201ZM210 151V150H209ZM241 151V150H240ZM244 151V150H243ZM242 151V152H243ZM14 152V151H13ZM12 152V153H13ZM166 152V151H165ZM172 152V151H171ZM192 152V151H191ZM200 152V151H199ZM212 152V151H211ZM227 152V151H226ZM225 152V153H226ZM237 152V151H236ZM248 152V151H247ZM258 152H259V150L257 151V154H258ZM260 152H263L262 150L260 151ZM10 154H11V152H9ZM172 153H175V151L174 152H172ZM182 153H185V152H182ZM181 152H180V155L182 156H184V154H182ZM187 154L188 153H190V152H186ZM193 153H195V152H193ZM192 153V154H193ZM210 153V152H209ZM218 153V152H217ZM227 153H229V152H227ZM81 154H82V152H81ZM149 154V153H148ZM171 154V153H170ZM169 154V155H170ZM203 154V153H202ZM224 154V153H223ZM240 154V153H239ZM242 154V153H241ZM246 155H247V153H245ZM249 154H250V152H249ZM256 154V155H257ZM261 154V153H260ZM6 155H8V154H6ZM72 155V156H71ZM160 155H161V152H160V150L159 151H157V153L155 152L154 154H153V156H154V158H159L160 157ZM168 155V153H167V157L169 156ZM171 155H173V154H171ZM174 155H176L177 156V154H174ZM180 155H178L177 157V159H179L180 160V158L179 157H181ZM196 155V154H195ZM204 155V154H203ZM217 155V154H216ZM225 155V154H224ZM234 156H236L237 154H233ZM251 155V154H250ZM250 155H247V156H250ZM254 155V154H253ZM264 155V154H263ZM71 156V157H70ZM163 156V155H162ZM189 156V155H188ZM201 156V155H200ZM207 156V155H206ZM209 156V155H208ZM229 156H232V155H229ZM234 156H232V157H234ZM185 157H187V156H185ZM191 156H189V158H190ZM193 157H195L196 159L199 157H196V156H193ZM203 157V156H202ZM244 157V156H243ZM251 157H253L252 155H251ZM41 158V157H40ZM39 158V159H40ZM149 158V157H148ZM166 158V157H165ZM182 159L184 158V157H181ZM192 158V157H191ZM201 158V157H200ZM199 158V159H200ZM216 158V157H215ZM214 158V159H215ZM219 158V157H218ZM225 158V157H224ZM235 158H237V156L235 157ZM241 158V157H240ZM245 158L247 159L248 157H246L245 156ZM258 158V157H257ZM256 158V156H255V159H257ZM10 159V158H9ZM36 159V158H35ZM75 159V158H74ZM170 159V158H169ZM171 159H172V157H171ZM170 159V160H171ZM173 159H174V161H175V157L173 156ZM172 159V160H173ZM187 159H188V157H187ZM193 159V158H192ZM196 159H194V160H196ZM203 159H205V158H203ZM207 159V158H206ZM205 159V160H206ZM231 159V158H230ZM253 159V158H252ZM178 160V162H180ZM186 159H184L183 161H185ZM191 160V159H190ZM204 160V161H205ZM218 160V159H217ZM235 160V159H234ZM236 160H238V159H236ZM235 160V161H236ZM10 161V160H9ZM12 161V160H11ZM23 161H24V159H23ZM37 161V160H36ZM40 161V160H39ZM83 161V160H82ZM174 161H173V163H174ZM182 161V162H183ZM198 161H200V160H198ZM214 161V160H213ZM212 161V162H213ZM219 161V160H218ZM217 161V162H218ZM222 161V160H221ZM220 161V162H221ZM241 161H243L244 162V160H242V158H241ZM21 162V161H20ZM167 162V161H166ZM165 162V163H166ZM176 162V161H175ZM186 162H187V160H186ZM188 162H189V159H188ZM190 162H192V160L190 161ZM190 162H189V164H190ZM223 162V161H222ZM221 162V163H222ZM240 162V161H239ZM254 162V161H253ZM2 163V162H1ZM9 163V162H8ZM7 163V164H8ZM29 163V162H28ZM164 163V162H163ZM172 162H171V164H170V166L173 164ZM197 164L199 163V162H196ZM226 163V162H225ZM238 163V162H237ZM6 164V163H5ZM24 164H26V163H24L23 162V165ZM31 164V163H30ZM180 164H181V162H180ZM192 164V163H191ZM197 164H195V165H197ZM210 164H212V163H210ZM230 164V163H229ZM239 164V163H238ZM250 164V163H249ZM251 164L253 165V163L251 162ZM264 164V163H263ZM8 165H10V163L8 164ZM159 166H157V168L159 169V167H160V169H162L161 168V166H160V164H158ZM162 165V164H161ZM167 165V164H166ZM165 165V166H166ZM175 165V164H174ZM174 165H172V166H174ZM176 165H179V164H176ZM185 165V164H184ZM183 164H182V166H184ZM204 165V164H203ZM227 165V164H226ZM225 165V166H226ZM243 165H245L244 163H243ZM242 165V162H241V166H243ZM256 165H257V163H256ZM0 166H1V164H0ZM7 166V165H6ZM22 166V165H21ZM20 166V167H21ZM164 166V165H163ZM185 166H188V164L187 165H185ZM190 166V165H189ZM215 166V165H214ZM8 167H10V166H8ZM23 167V166H22ZM169 167V166H168ZM174 167H176V166H174ZM180 167V166H179ZM195 167V166H194ZM206 167V166H205ZM212 168H213V166H211ZM246 167V166H245ZM262 167V166H261ZM165 168H167V167H165ZM177 168V170L179 169L178 167H176ZM187 168V167H186ZM189 168V167H188ZM193 168V167H192ZM238 168H239V166H238ZM6 169V168H5ZM38 169V168H37ZM60 170V171H58V173H57V175L55 174V170ZM159 169V170H160ZM184 169V167H182V170ZM191 169V168H190ZM195 169V168H194ZM197 169V168H196ZM206 169V168H205ZM209 169H210V167H209ZM209 169H208V172L206 171L205 173H206V175L207 174H209L210 172H209ZM219 169H222V168H219ZM231 169V168H230ZM245 169V168H244ZM259 169V168H258ZM2 170H4L3 168H2ZM157 170V169H156ZM163 170H165V169H163ZM175 169H173V171H174ZM181 170V168L178 170V171H182ZM198 170V169H197ZM202 170V169H201ZM27 171V170H26ZM32 171V170H31ZM160 171H162V170H160ZM166 171L169 173V170H167L166 169ZM170 171H172V167H171V169H170ZM176 171V170H175ZM187 171V170H186ZM222 171V170H221ZM224 171V170H223ZM235 171V170H234ZM253 171V170H252ZM256 171H258V170H256ZM262 171H264L263 169H262ZM159 172V171H158ZM158 172H156L157 174H158ZM185 172V171H184ZM194 172V171H193ZM202 172V171H201ZM200 172V173H201ZM228 172V171H227ZM7 173V172H6ZM19 173V172H18ZM26 173V172H25ZM28 173V172H27ZM181 173V172H180ZM216 173H218V172H216ZM264 173V172H263ZM163 174H164V177H165V172H163ZM199 174V173H198ZM211 174V173H210ZM222 173H220V175H221ZM224 174V173H223ZM256 174V173H255ZM257 174H258V172H257ZM4 175H6V174H4ZM8 175V174H7ZM6 175V176H7ZM13 175V174H12ZM156 174L154 173V176H155ZM159 175V174H158ZM170 176V179H172V175H173V173H171L170 172V174H169ZM182 175H183V172H182ZM202 175V174H201ZM205 175V174H204ZM261 175V174H260ZM263 175V174H262ZM1 176V175H0ZM157 176V175H156ZM160 176V175H159ZM159 176H157L158 178H159ZM162 176V175H161ZM179 176V175H178ZM181 176V175H180ZM185 176V175H184ZM188 176V175H187ZM208 176V175H207ZM213 176H214V178H215V174H213ZM232 176V175H231ZM252 176H254V175H252ZM256 176V175H255ZM2 177V176H1ZM153 177V176H152ZM151 177V179L152 180H155V179H153ZM164 177H161V178H164ZM196 177V172H195V176H194V178ZM216 177H218V176H216ZM225 177V176H224ZM258 177V176H257ZM262 178H264L263 176H261ZM23 178V177H22ZM175 178V177H174ZM177 178H179V177H177ZM177 178L175 179V180H177ZM207 178V177H206ZM230 178V177H229ZM237 178V177H236ZM253 178H255V177H253ZM259 178V177H258ZM128 179H130V177H124L122 180H128ZM157 179V178H156ZM166 179V178H165ZM182 179V178H181ZM202 179V178H201ZM218 179V178H217ZM221 179V178H220ZM226 179H227V176H226ZM226 179H224L225 181H226ZM256 179V178H255ZM255 179H253V181H255ZM260 179V178H259ZM21 180V179H20ZM158 180V179H157ZM156 180V181H157ZM168 180V179H167ZM174 180V179H173ZM190 180V179H189ZM200 180V179H199ZM207 180H208V178H207ZM206 180V181H207ZM222 180V179H221ZM234 180H235V178H234ZM3 181H5V180H3ZM161 181H162V179H161ZM160 181V182H161ZM164 181V180H163ZM162 181V182H163ZM205 181V182H206ZM209 181V180H208ZM211 181V180H210ZM213 181H214V179H213ZM231 181V180H230ZM237 181H238V179H237ZM261 181V179L259 180V182ZM17 182V181H16ZM22 182V181H21ZM152 182V181H151ZM158 182V181H157ZM159 182V183H160ZM173 182V181H172ZM185 182V181H184ZM187 182H188V179H187ZM199 182V181H198ZM221 182V181H220ZM223 182V181H222ZM234 182H236V181H234ZM239 182V181H238ZM27 183V182H26ZM149 183V182H148ZM156 183V182H155ZM158 183V184H159ZM165 183V182H164ZM169 183V182H168ZM207 184H208V182H206ZM205 183V184H206ZM210 183V182H209ZM255 183H257V182H255ZM3 184V183H2ZM1 184V185H2ZM19 184V183H18ZM167 184V183H166ZM174 184V183H173ZM175 184H176V181H175ZM186 184H189V182L188 183H186ZM192 184V183H191ZM204 184V185H205ZM211 184V183H210ZM233 184V183H232ZM232 184H230V185H232ZM258 184V183H257ZM4 185H5V183H4ZM14 185V184H13ZM147 185V184H146ZM157 185V184H156ZM156 185H155V188L154 189H156ZM162 185V184H161ZM160 185V186H161ZM193 185H195V183L193 184ZM204 185H203V188H202V190L204 189ZM222 185V184H221ZM243 185V184H242ZM262 185H264V181H263V184L261 183V187H262ZM188 186V185H187ZM206 186V185H205ZM213 186V185H212ZM228 186V185H227ZM246 186V185H245ZM260 186V185H259ZM258 186V187H259ZM15 187V186H14ZM62 187H64V188H62ZM150 187V186H149ZM148 187V188H149ZM152 187V186H151ZM178 186H176L175 188H172L171 189V191H169V192H171V194L170 195H172V193H175V191L177 190V189H179L181 186H179V188H177ZM208 187V186H207ZM229 187V186H228ZM227 187V188H228ZM234 187V186H233ZM232 187V188H233ZM258 187H256V188H258ZM17 188V187H16ZM147 188V189H148ZM153 188V187H152ZM177 188V189H176ZM188 188V187H187ZM209 188H211V187H209ZM239 188H241V186L239 187ZM245 188V187H244ZM243 188V189H244ZM248 188H249V186H248ZM252 188V187H251ZM27 189V188H26ZM158 189V188H157ZM186 189V188H185ZM190 189V188H189ZM189 189H187V190H189ZM211 189H214L213 187L211 188ZM211 189H209V191H208V193H207V191H206V193H202L201 191V196L203 195V194H206V195H203L202 196V198H205L206 197V201H207V198H209L210 196V190ZM221 188H219V189H216V190H220ZM225 189V188H224ZM245 189H247V188H245ZM244 189V190H245ZM263 190H264V188H262ZM4 190V189H3ZM10 190V189H9ZM8 190V191H9ZM144 190V189H143ZM192 190V189H191ZM198 190V189H197ZM215 190V191H216ZM222 190L223 189H221V191L220 192H222ZM226 190V189H225ZM229 190V189H228ZM227 190V191H228ZM232 190H234V189H232ZM244 190H240V192L241 191H244ZM250 190H252V189H250ZM255 190V189H254ZM254 190H253V193H254ZM261 190V189H260ZM5 191V190H4ZM146 191V190H145ZM184 191V190H183ZM212 191V190H211ZM224 191V190H223ZM237 191V190H236ZM246 191V190H245ZM14 192V191H13ZM151 192H152V190H151ZM182 192V191H181ZM181 192L178 194V195H181ZM195 192V191H194ZM198 192V191H197ZM196 192V194H199V193H197ZM204 192V191H203ZM214 192V191H213ZM226 192V191H225ZM231 192V191H230ZM239 192V193H240ZM251 192V191H250ZM258 193H259V191H257ZM5 193H7V192H4V194ZM183 193V192H182ZM217 193V192H216ZM228 193V192H227ZM226 193V194H227ZM234 193V192H233ZM14 194H15V192H14ZM158 194V193H157ZM162 194H164V193H162ZM209 194V195H208ZM219 194V197H220V193H218ZM221 194H223V192L221 193ZM225 194V195H226ZM232 194V193H231ZM235 194H236V192H235ZM237 194H238V192H237ZM248 194L249 195H246V196H251V193H249L248 192ZM6 195V194H5ZM5 195H2V196H5ZM148 195V194H147ZM159 195V194H158ZM194 195V194H193ZM213 195V194H212ZM214 195H216V194H214ZM213 195V196H214ZM225 195H223V196H225ZM242 195V194H241ZM244 195H245V192H244ZM255 195H258L259 196V194H255ZM262 195V194H261ZM1 196V197H2ZM142 196V195H141ZM140 196V197H141ZM146 196V195H145ZM151 196V195H150ZM167 196H169V195H167ZM186 196V195H185ZM189 196V195H188ZM199 196V195H198ZM201 196H199V197H201ZM236 196V195H235ZM254 196V195H253ZM13 197V196H12ZM108 197V198H107ZM140 197H138V198H140ZM143 197V196H142ZM179 197H181V196H179ZM179 197H176L175 199H178ZM197 197V196H196ZM218 197V196H217ZM217 197H216V200H217ZM226 197H228V195H226ZM226 197L225 198H222V199H225L226 200ZM234 197V196H233ZM241 197H243V196H241ZM257 197V196H256ZM259 197H262V196H259ZM259 197H257V198H259ZM9 198V197H8ZM7 198V199H8ZM107 198V199H106ZM144 198V197H143ZM149 198V197H148ZM188 198V197H187ZM229 198V197H228ZM235 198V197H234ZM106 199V200H105ZM146 199H147V197H146ZM180 199V198H179ZM179 199L177 200L178 202H179ZM201 199V198H200ZM200 199H198V200H200ZM209 199H211V198H209ZM231 199H233V198H231ZM14 200V199H13ZM154 200V199H153ZM193 200V199H192ZM195 200V199H194ZM193 200V201H194ZM197 200V199H196ZM202 200V204H204L203 202L205 201L204 199H201ZM200 200V201H201ZM204 200V201H203ZM215 200V201H216ZM228 200V199H227ZM242 200V199H241ZM251 200V199H250ZM249 200V201H250ZM253 200V199H252ZM256 200V199H255ZM260 200H262V199H260ZM259 200V201H260ZM9 201H10V199H9ZM160 201V200H159ZM169 201V200H168ZM168 201H166V202H168ZM186 201V200H185ZM188 201V200H187ZM190 201V200H189ZM200 201H195V202H197V204L198 205H200L199 204V202ZM205 201V204L207 203ZM236 201H238L237 200V198H236ZM236 201H231L230 200V202L229 203H231L232 204V202H236ZM245 201H246V199H245ZM254 201V200H253ZM146 202H147V200H146ZM145 201H144V203H146ZM161 202H163V200L161 201ZM164 202H165V199H164ZM172 202H176V201H173L172 200ZM177 202V203H178ZM195 202H193V204L195 203ZM208 202H209V200H208ZM211 202H214L213 201V199H212V201ZM243 202V201H242ZM251 202V201H250ZM250 202H247V204L249 203L250 204ZM256 202V201H255ZM255 202H254V204H255ZM258 202V201H257ZM136 203V202H135ZM142 203V202H141ZM171 203V202H170ZM185 203V202H184ZM183 203V204H184ZM187 203V202H186ZM188 203H190V202H188ZM216 203V202H215ZM214 203V204H215ZM227 202H225V204H226ZM251 203H253V202H251ZM3 205H4V203H2ZM1 204V205H2ZM164 204H167V203H164ZM209 204H211V203H209ZM218 204H220V203H218ZM225 204L223 205V203H222V205L223 206H225ZM230 204V205H231ZM241 204H243V203H241ZM256 204H259V203H256ZM262 204V203H261ZM261 204H259L258 206H260ZM135 205V204H134ZM171 205V204H170ZM185 205V204H184ZM221 205V206H222ZM235 204H233V206H234ZM236 205H238V204H236ZM251 205V204H250ZM164 206V205H163ZM173 206V205H172ZM178 206V205H177ZM181 206H183V205H181ZM186 206V205H185ZM184 206V207H185ZM215 206H216V204H215ZM218 206H220V205H218ZM222 206V207H223ZM253 206V205H252ZM5 207V206H4ZM131 207H133V206H131ZM159 207H160V205H159ZM158 207V208H159ZM183 207V208H184ZM195 207H197V206H195ZM199 207V206H198ZM206 207V206H205ZM211 207V206H210ZM238 207V206H237ZM251 207V206H250ZM264 207V206H263ZM262 207V208H263ZM129 208V209H128ZM134 208V207H133ZM169 208H170V206H169ZM186 208V207H185ZM212 208H214V207H212ZM219 208V207H218ZM217 208V209H218ZM241 208H242V206H241ZM10 209V208H9ZM9 209H7L6 208V210H9ZM136 209H137V207H136ZM141 209V208H140ZM139 209V212L141 211ZM155 209V208H154ZM181 209V208H180ZM190 209V208H189ZM188 209V211L190 212V210H192V208L189 210ZM221 210H222V208H220ZM225 209V208H224ZM230 209V208H229ZM235 209H236V207H235ZM251 209V212H253V207L252 208H250ZM255 209H256V207H255ZM255 209H254V212H255ZM258 209V208H257ZM109 210V211H108ZM133 210V209H132ZM145 210V209H144ZM157 210V209H156ZM163 211H164V209H162ZM167 210H169V209H167ZM175 210V209H174ZM183 210H185V209H183ZM200 210V209H199ZM212 210V209H211ZM227 210V209H226ZM232 210V209H231ZM240 210V209H239ZM246 210V209H245ZM3 211V210H2ZM135 211V210H134ZM133 211V212H134ZM187 211V210H186ZM194 211V210H193ZM192 211V212H193ZM202 211V210H201ZM205 211V210H204ZM218 211V210H217ZM225 211V210H224ZM234 211H236V210H234ZM238 211V210H237ZM257 211V210H256ZM137 212V211H136ZM143 212V211H142ZM152 212V211H151ZM157 212V211H156ZM159 212H160V210H159ZM158 212V213H159ZM166 212H168L169 213V211H166ZM198 212V211H197ZM215 212V211H214ZM213 212V213H214ZM222 212V211H221ZM226 212V211H225ZM228 212V211H227ZM243 212V211H242ZM261 212V211H260ZM113 213V214H112ZM185 213V212H184ZM196 213V212H195ZM194 213V214H195ZM231 213V212H230ZM230 213H228V214H230ZM234 213V212H233ZM108 214H111L112 215V217H109L108 216ZM138 214V213H137ZM151 214V213H150ZM157 214V213H156ZM160 214V213H159ZM163 214V213H162ZM183 214V213H182ZM186 214V213H185ZM204 214V213H203ZM216 214H218V213H216ZM226 215H227V213H225ZM224 214V215H225ZM232 214V213H231ZM240 214V213H239ZM259 214V213H258ZM263 214V213H262ZM149 215V214H148ZM169 215H171V214H169ZM180 215V214H179ZM189 215V214H188ZM196 215V214H195ZM198 215V214H197ZM200 215V214H199ZM205 215V214H204ZM203 215V216H204ZM226 215H225V217H226ZM241 215H243V213L241 214ZM245 215V214H244ZM247 215V214H246ZM256 215V214H255ZM260 215V214H259ZM137 216V215H136ZM158 216V215H157ZM162 216V215H161ZM167 216V215H166ZM176 217H177V215H175ZM181 216V215H180ZM179 216V217H180ZM184 216V215H183ZM203 216H201V218L203 217ZM240 216V215H239ZM249 216V215H248ZM251 216V215H250ZM264 216V215H263ZM130 217V216H129ZM139 217V216H138ZM151 217V216H150ZM152 217H153V214H152ZM164 217V216H163ZM163 217H162V219H163ZM168 217V216H167ZM175 217V218H176ZM194 217V216H193ZM196 217V216H195ZM254 217V216H253ZM154 218V217H153ZM159 218V217H158ZM165 218V217H164ZM178 218V217H177ZM181 218V217H180ZM191 218V217H190ZM198 218V217H197ZM248 217H246V219H247ZM250 218V217H249ZM256 218V217H255ZM21 219L24 221V224H22V223H20L21 222ZM102 221H101V220ZM134 219V218H133ZM160 219H161V217H160ZM168 219V218H167ZM182 219H183V217H182ZM184 219H185V216H184ZM193 219H195V218H193ZM193 219H191L192 221H193ZM212 219V218H211ZM227 219V218H226ZM241 219H242V216H241ZM245 218H244V220H246ZM251 219H252V216H251ZM257 219V218H256ZM132 220V219H131ZM143 220V219H142ZM145 220H147V219H145ZM155 220H157V217H156V219ZM164 220H166V219H164ZM172 220V219H171ZM178 220V219H177ZM189 220V219H188ZM207 219H205V221H206ZM224 220V219H223ZM243 220V219H242ZM243 220V221H244ZM249 220V219H248ZM259 220H260V218H259ZM262 220V219H261ZM136 221V220H135ZM134 221V222H135ZM161 221V220H160ZM182 221V220H181ZM196 221V220H195ZM200 221V220H199ZM201 221H202V219H201ZM228 221V220H227ZM226 221V222H227ZM230 221V220H229ZM233 220H231V222H232ZM252 221V220H251ZM251 221H249V222H251ZM121 222V223H120ZM125 222H126V220H125ZM155 222V221H154ZM159 222V221H158ZM170 221H168V223H169ZM188 222V221H187ZM208 222V221H207ZM224 222V221H223ZM226 222H224V223H226ZM260 222H262V221H260ZM130 223H132V222H130ZM146 223V222H145ZM144 223V224H145ZM235 223H236V220H235ZM258 223V222H257ZM128 224V223H127ZM133 224V223H132ZM135 224V223H134ZM138 224H139V222H138ZM141 224V223H140ZM139 224V225H140ZM143 224V225H144ZM153 224H155V223H153ZM165 224V223H164ZM174 224H175V222H174ZM185 224H186V222H185ZM205 224H207V223H205ZM226 224H228V222L226 223ZM231 224V223H230ZM234 224V223H233ZM244 224H246V223H244ZM243 223H242V225H244ZM252 225H254L255 226V224H253V223H251ZM114 225V226H115ZM122 225H124V224H122ZM121 225V226H122ZM126 225V224H125ZM137 225V224H136ZM138 225V226H139ZM161 225V224H160ZM160 225H159V227H160ZM168 225V224H167ZM179 225H180V223H179ZM197 225V224H196ZM199 225H202V224H200L199 223ZM214 225V224H213ZM229 225V224H228ZM228 225H225L226 226V228H228L229 226ZM247 225H248V223H247ZM251 225V226H252ZM133 226V225H132ZM131 226V227H132ZM164 227H165V225H163ZM171 226V225H170ZM187 226V225H186ZM190 226V225H189ZM216 226V225H215ZM228 226V227H227ZM231 226H233V225H231ZM235 226V225H234ZM233 226V227H234ZM240 227H241V225H239ZM249 226V225H248ZM260 226V225H259ZM126 227V226H125ZM154 227V226H153ZM157 227H158V225H157ZM173 227H175V226H173ZM192 228H194L193 226H191ZM198 227V226H197ZM201 227V226H200ZM199 227V228H200ZM212 227V226H211ZM224 227V226H223ZM237 227V226H236ZM240 227L238 228V230L240 229ZM246 227V226H245ZM255 227H257V226H255ZM127 228V227H126ZM126 228H125V230H126ZM134 228V227H133ZM135 228H136V226H135ZM138 228V227H137ZM142 228V227H141ZM176 228V227H175ZM196 228V227H195ZM216 228V227H215ZM225 228V230H227ZM242 228H243V226H242ZM262 228V227H261ZM123 229H124V227H123ZM159 229V228H158ZM170 229H172V228H170ZM169 229V230H170ZM207 229V228H206ZM212 229V228H211ZM214 229V228H213ZM221 229V228H220ZM249 229V228H248ZM251 229H252V227H251ZM264 229V228H263ZM262 229V230H263ZM112 231L114 230V229H111ZM121 229H119V231H120ZM135 230V229H134ZM167 230H168V228H167ZM167 230H162V231H167ZM168 230V231H169ZM177 230V229H176ZM179 230V229H178ZM195 230V229H194ZM197 230V229H196ZM203 230V229H202ZM210 230V229H209ZM215 230V229H214ZM217 230H218V227H217ZM237 230V231H238ZM241 230V229H240ZM11 231H12V233H11ZM124 231V230H123ZM141 231H143L142 229H141ZM154 231V230H153ZM152 231V232H153ZM155 231H156V228H155ZM192 231H193V229H192ZM216 231V230H215ZM219 231V230H218ZM217 231V232H218ZM221 231H222V229H221ZM228 231V230H227ZM226 231V232H227ZM230 231V230H229ZM235 231V230H234ZM244 231V230H243ZM261 231V230H260ZM260 231H258L257 230V232H260ZM120 232H122V230L120 231ZM119 232V233H120ZM127 232V231H126ZM134 232V231H133ZM140 232V231H139ZM170 232H171V230H170ZM183 232H186V231H183ZM183 232H180V233H183ZM189 231H187V233H188ZM199 231H197V233H198ZM217 232H215V233H217ZM239 232V231H238ZM242 232V231H241ZM254 232V234H256L255 233V231H253ZM125 233V232H124ZM158 233V232H157ZM169 233V232H168ZM230 233V232H229ZM245 233V232H244ZM113 234V233H112ZM118 234V233H117ZM133 234V233H132ZM165 234V233H164ZM186 234V233H185ZM193 234V233H192ZM194 234H196L195 232H194ZM202 234V233H201ZM219 234V233H218ZM222 234H226V233H222ZM222 234H220V235H222ZM253 234V233H252ZM251 234V235H252ZM17 235V234H16ZM119 235V234H118ZM138 235H139V233H138ZM162 235H163V233H162ZM179 235V234H178ZM181 235V234H180ZM182 235H184V233L182 234ZM187 235V234H186ZM197 235V234H196ZM213 235V234H212ZM215 235V234H214ZM233 235V234H232ZM245 235H246V233H245ZM256 235H258V234H256ZM262 235H263V233H262ZM154 236V235H153ZM153 236H152V238H153ZM164 236V235H163ZM171 237L173 236H175V234L174 235H170ZM169 236V237H170ZM191 236H193V235H191ZM206 236H207V234H206ZM217 236V235H216ZM226 236H229V234L228 235H226ZM242 236V235H241ZM2 237V236H1ZM119 237V236H118ZM130 237H132V236H130ZM139 237H140V235H139ZM157 237H159L158 235H157ZM179 237V236H178ZM197 237V236H196ZM215 237V236H214ZM218 237H219V235H218ZM238 237V236H237ZM258 237L260 238V236L258 235ZM122 238V237H121ZM125 238V237H124ZM162 238H164V237H162ZM182 238V237H181ZM193 238V237H192ZM203 238V237H202ZM210 238V237H209ZM213 238V237H212ZM222 238V237H221ZM224 238H226V237H224ZM258 238V239H259ZM117 239V238H116ZM115 239V240H116ZM143 239H145V238H143ZM147 239H149V237H147ZM159 239H160V237H159ZM184 239V238H183ZM204 239V238H203ZM208 239V238H207ZM214 239V238H213ZM248 239H250V237L248 238ZM257 239V238H256ZM264 239V238H263ZM119 239H117L116 241H118ZM122 240V239H121ZM161 240V239H160ZM159 240V241H160ZM177 240V239H176ZM181 240V239H180ZM185 240V239H184ZM197 240V239H196ZM199 240H200V238H199ZM221 240V239H220ZM227 240V239H226ZM241 240V239H240ZM253 240H255L254 238H253ZM128 241V240H127ZM131 241H132V239H131ZM130 241V242H131ZM138 241H140V240H138ZM148 241V240H147ZM149 241H151V240H149ZM153 241H155V240H153ZM182 241V240H181ZM180 241V242H181ZM186 241H187V239H186ZM186 241H184V242H186ZM211 241V240H210ZM224 241H225V239H224ZM223 241V242H224ZM243 241V240H242ZM248 241V240H247ZM261 241V240H260ZM113 242V241H112ZM121 242V241H120ZM193 242H195V241H193ZM192 242V243H193ZM222 242V241H221ZM226 242V241H225ZM118 243V242H117ZM144 243V242H143ZM149 243V242H148ZM153 243V242H152ZM157 243V242H156ZM190 243V242H189ZM203 243H204V241H203ZM217 243H219V241L217 242ZM216 243V244H217ZM232 243H235V242H232ZM250 243V242H249ZM259 243V242H258ZM126 244H127V242H126ZM133 244H135V243H133ZM133 244H132V246H133ZM137 244H138V242H137ZM136 244V245H137ZM154 244V243H153ZM186 244H187V242H186ZM205 244V243H204ZM204 244H202V247H203V245ZM239 244H241V243H239ZM248 244V243H247ZM247 244H243L245 247L247 246ZM263 244V243H262ZM112 245H113V243H112ZM114 245H116V244H114ZM125 245V244H124ZM123 245V246H124ZM146 245V244H145ZM148 245V244H147ZM181 245V244H180ZM189 245V244H188ZM205 245H207V244H205ZM204 245V246H205ZM211 245V244H210ZM219 245H221V244H219ZM229 245V244H228ZM234 246H236L235 244H233ZM97 246L98 247H100V249H102V250H100L99 248L97 249ZM120 247V250L121 249H123L124 247ZM157 246H159L158 244H157ZM157 246H156V248H157ZM170 245H168V247H169ZM190 246V245H189ZM209 246V245H208ZM238 246V245H237ZM261 246V245H260ZM112 247V249H113V247L115 248V246H111ZM110 247V248H111ZM147 247V246H146ZM150 247V246H149ZM167 247V246H166ZM165 247V248H166ZM181 247H183V246H181ZM185 247V246H184ZM191 247V246H190ZM215 247H216V245H215ZM255 247V246H254ZM117 248H118V245H117ZM129 248V247H128ZM192 248V247H191ZM214 248V247H213ZM247 248H248V246H247ZM250 248V247H249ZM108 249V248H107ZM151 249V248H150ZM152 249H154V248H152ZM151 249V250H152ZM162 249V248H161ZM172 249V248H171ZM170 249V250H171ZM178 249V248H177ZM189 249V248H188ZM193 249H195V248H193ZM215 249V248H214ZM246 249V248H245ZM258 250H259V248H257ZM264 249V248H263ZM17 250H19V249H17ZM109 250V249H108ZM111 250V249H110ZM130 250H132V248L130 249ZM140 250V249H139ZM147 249L145 248V251H146ZM149 250V249H148ZM163 250H165L164 248H163ZM175 250V249H174ZM174 250H173V252H174ZM203 250H204V248H203ZM237 250V249H236ZM243 250V249H242ZM115 251V250H114ZM129 251V250H128ZM133 251V250H132ZM166 251V250H165ZM168 251V250H167ZM180 251V250H179ZM179 251H177L178 253H179V255H180V252ZM184 251V250H183ZM201 251H202V249H201ZM212 251V250H211ZM218 251H220V250H218ZM241 251V250H240ZM252 251V250H251ZM254 251V250H253ZM256 251V250H255ZM124 251H122V253H123ZM129 252H131V251H129ZM154 252V251H153ZM182 252V251H181ZM185 252V251H184ZM187 252V251H186ZM199 252V251H198ZM197 252V253H198ZM205 252V251H204ZM246 252H247V249H246ZM250 252V251H249ZM248 252V253H249ZM80 253H81V251H80ZM104 253V254H105ZM135 253H137V252H135ZM147 253V252H146ZM148 253H151L150 251L148 252ZM147 253V254H148ZM154 253H156V252H154ZM164 253V252H163ZM172 253V252H171ZM176 253V252H175ZM197 253H196V256H198L197 255ZM201 253V252H200ZM213 253V252H212ZM217 253V252H216ZM240 253V252H239ZM238 253V254H239ZM262 253H264V252H262ZM261 253V254H262ZM115 254V253H114ZM158 254H160V252L158 253ZM174 254V253H173ZM188 254V253H187ZM193 254V253H192ZM202 254H203V252H202ZM201 254V256H203ZM207 254H209V253H207ZM206 254V255H207ZM225 254V253H224ZM242 254V253H241ZM243 254H244V252H243ZM249 254H251V253H249ZM254 254H255V252H254ZM112 255H113V252H112ZM125 255H127V254H125ZM133 255H134V253H133ZM162 255V254H161ZM168 255H170V254H168ZM175 255V254H174ZM174 255H172V257L174 256ZM210 255V254H209ZM209 255H207L208 256V258H209ZM212 255V254H211ZM247 255V254H246ZM245 255V256H246ZM258 256H259V253L257 254ZM98 256V255H97ZM116 256H117V254H116ZM134 256H136V255H134ZM133 256V257H134ZM157 256H159V258L161 259V257H160V255H157ZM157 256L155 255V257H156V259H157ZM165 256H167V255H165ZM195 256V257H196ZM244 256V255H243ZM248 256V255H247ZM254 256V255H253ZM262 256H264V254L262 255ZM109 257V256H108ZM115 257V256H114ZM120 257V256H119ZM130 257V256H129ZM142 257H144L143 255H142ZM149 257V256H148ZM148 257H146V258H148ZM153 257V256H152ZM155 257H153V258H155ZM162 257H164V254H163V256ZM179 257V256H178ZM184 257H186L187 258V256H184ZM199 257H200V254H199ZM237 257V256H236ZM94 257H92V259H93ZM98 258H103V259H101V260H106L107 258H105V255H104V257H98ZM121 258V257H120ZM128 258V257H127ZM131 258V257H130ZM129 258V259H130ZM135 258H137L138 259V264H140L141 262L139 261V259L140 258H138V257H135ZM134 258V259H135ZM150 258V261H152L151 260V257H149ZM158 258V259H159ZM165 259H166V257H164ZM174 258H175V256H174ZM202 257H200V259H201ZM206 258V257H205ZM91 259V258H90ZM113 259V258H112ZM111 259V262H115V261H113ZM122 259V258H121ZM132 259V258H131ZM143 259V258H142ZM157 259V260H158ZM172 259V258H171ZM181 259V258H180ZM189 259H191V258H189ZM197 259V258H196ZM195 259V260H196ZM199 259V258H198ZM219 259V258H218ZM229 259V258H228ZM109 260V259H108ZM117 261H118V259H116ZM133 260V259H132ZM146 260V259H145ZM169 260V259H168ZM174 259H172V261H173ZM182 260V259H181ZM186 260H188V259H186ZM192 260L194 261V259L192 258ZM191 260V261H192ZM210 260V259H209ZM245 260H246V258H245ZM250 260H252V258L250 259ZM256 260V259H255ZM142 261V260H141ZM148 261V260H147ZM161 261H163V259L161 260ZM190 261V262H191ZM199 261V260H198ZM224 261H225V259H224ZM238 261H239V257H238ZM101 262V261H100ZM132 262V261H131ZM137 262V261H136ZM154 262V261H153ZM183 262V261H182ZM221 262V261H220ZM219 262V263H220ZM226 262V261H225ZM233 262H235V261H233ZM244 262V261H243ZM116 263V262H115ZM126 263V262H125ZM124 263V264H125ZM133 263V262H132ZM157 264H159V262L157 261L156 262ZM167 263V262H166ZM188 263V262H187ZM226 263H228V261L226 262ZM230 263V262H229ZM228 263V264H229ZM241 263V262H240ZM244 263H246V262H244ZM249 263V262H248ZM254 263V262H253ZM256 263V262H255ZM102 264H104V263H102ZM155 264V263H154ZM161 264V263H160ZM174 264V263H173ZM186 264V263H185ZM193 264H195V263H193ZM233 264V263H232ZM235 264H236V262H235ZM238 264V263H237ZM242 264V263H241ZM259 264V263H258ZM264 264V263H263Z\"/></svg>",
  "mask_w": 264,
  "mask_h": 264
}]
</instances>
